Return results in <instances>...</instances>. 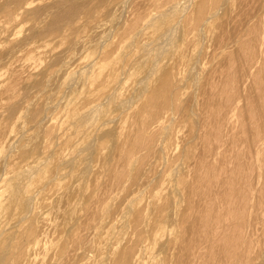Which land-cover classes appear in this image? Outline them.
<instances>
[{"label":"rangeland","instance_id":"rangeland-1","mask_svg":"<svg viewBox=\"0 0 264 264\" xmlns=\"http://www.w3.org/2000/svg\"><path fill=\"white\" fill-rule=\"evenodd\" d=\"M223 1L224 0H193V2L191 3V7H189V9H188V14L186 12V14H184L182 16V18L184 17L183 20L181 18L182 30H181L180 34L178 35L177 42H176L177 44L171 50H169L166 53V56H164L165 57L164 59L166 62L163 59L161 65L158 67V69L155 71V73L153 75H151V78L149 79V86L147 89L148 91L146 90L145 93H142V94H144V95H141L142 97L138 96L135 100L137 102L133 101L135 104L134 103H132L133 105L130 104V106L132 108L128 105L129 107H126V108H128V110H127L126 108H123L122 104H118L115 102L109 103V100L112 99L111 97L114 96L113 91L117 88L115 80L117 78L118 79L122 78V80L124 81V84H123L124 88L122 90V96H123V95L128 93V90L132 86L137 84V82L141 76H143L147 73L148 67L150 64V59L146 60V58L143 57L144 54H142L143 51H142L141 47L142 46H152V47L155 46L156 42L151 41V39H154V36H153V35H155L154 33L155 32L159 33L162 30V26H165V24L168 25L169 23H174L175 21H177L179 19V16H176V14H177L179 8L181 7L182 0H90L89 2H88V0H17V1L0 0V175H1L0 176V204H2V206L0 207V227L5 229L6 231H8L9 225L14 220H16L18 218H22V216L24 214L28 213L31 210L32 213L30 212L31 215L26 222L19 224L16 229L9 230L7 233H5L3 235V236H5V235L7 236V235H10V233H15V236L13 235L12 240L17 242V243L19 242V244L21 245V248H22V251L17 250L16 252H19L18 254L20 256H24V253H25L26 257L30 260V264L33 263V260L35 258L34 252L39 248L37 246V244L35 243V241H32L33 239L39 240L42 243H46V250L48 249V250L55 252V253H58V254H59L60 250H62L63 246H69L70 247V245H71L70 248H72V249H78L79 248V253H81V254H79L78 252L75 253V251H73L70 254L72 256H70V258H69L70 263L68 262V264H79V261H80V264H83V263L102 264V262H105V259L108 255L112 259H116L123 251H127L130 248L137 249L138 244H140V242L142 240L146 241L148 239L149 236H147V234L150 233L151 228H149V227H147L148 229L146 227L144 228L145 225H143V224L145 221H148L151 218L152 219L150 221H152L153 219H156V217L161 216L164 213L170 212L169 209L171 210V212H174L175 214L176 213L179 214V215L175 216L176 218L174 217L176 220L180 219L182 215H187L191 219H194V217L195 218H197V217L198 218H206L205 216H207V214L209 216L211 214H216L218 212L220 215H222L223 213L226 212V213H228V215L230 217L224 216V217H226V218H224L225 222L230 223V220H231V223L234 224L232 226L236 227V229L230 228L227 232L223 231L222 233L229 235L232 232L231 234L234 236V239H236L237 242H239L238 240L240 239V242L238 243L239 248L242 246V248H240V251L243 252L244 254L247 252H251L252 254H254L253 257H256V253L258 255H259V253L260 254L264 253V207H262V205L264 204V201H263L264 200V196H263L264 195L263 194L264 193L263 192L264 191V183H263L264 177L262 178V176H264V171H263L264 170L263 169L264 168V154H263L264 152L262 151V150H264V140H263L264 139V122H263V120H264V111H263L264 110V108H263V105H264V103H263L264 102V99H263L264 98V94H263L264 89H262L264 87L263 86L264 85V80H263V78H264V58L262 57V56H264V45H263L264 44V36H263L264 28H262L264 26V24H263L264 20L262 22V19H264V9H263L264 8V0H258V1L254 0L253 2L251 0H244V2H243V0H241V1L240 0H229V1L227 0L229 2L228 3L226 1L228 3L227 4L228 7L225 6L226 2L223 4ZM242 2H243V4L241 5ZM123 3H128V4H123ZM122 4L124 5L123 9L120 6ZM246 4L251 5V7H248L249 5L247 6ZM117 5L120 6V7H118V8H120L119 10L116 9ZM125 5H127V7ZM222 5L224 6V10H222L223 9ZM242 7H243V9H242ZM256 7H258V8H256ZM220 8H222V9H220ZM227 8H229V9H227ZM246 8H248V9H246ZM251 8H252V10H250ZM255 8L258 10H255ZM111 9H113V10L111 11ZM217 9L219 11L218 15L213 16V15H215L214 13L217 12ZM115 10H117V13H118V14L116 13V15H114L116 12ZM227 10H229V11H227ZM245 10H246V13H245ZM254 10L257 12H255ZM125 11H126V14H125ZM51 12L53 14H51ZM232 12H233V14H231ZM42 13H43V15H42ZM44 13H45V15L47 13L48 14L45 16ZM253 13H255L256 15H253ZM49 14H51V15H49ZM119 14L124 15V17H123V15L121 16V18L123 20L121 18H119L120 17V16H118ZM228 14H230V15H228ZM249 14H252V17ZM44 16L46 17V20H45ZM112 16H114V17H112ZM211 16H213V18H211ZM237 16H239V17H237ZM47 17H49V18H47ZM114 18L120 19V20L115 19L116 22L117 21L119 22V23L117 22L119 27L117 24L115 26L116 22H115V20H113ZM208 18H209V21H208ZM109 19H110V21H108ZM124 19L125 20L127 19L126 22L124 21ZM240 19H243V20H240ZM247 19H248L249 23L247 22ZM105 20H107L108 22H104ZM112 20H113V22H112ZM237 20L239 21V23ZM222 21H224V22H222ZM234 21L235 22L237 21V23H235ZM257 21H258V24H257ZM103 22H104L105 27H103L104 26ZM232 23H233V25H232ZM106 24H108V25L110 24V26L112 25L111 26L112 27L111 32H110L111 27L106 25ZM229 24H231V25H229ZM243 24H245V25H243ZM99 25L102 27H100ZM238 25H240V26H238ZM247 25H248V27H247ZM255 25H256V27H255ZM106 26H107V28L110 27L109 30L106 29ZM237 26H238V28H236ZM97 27H100L101 29H99ZM229 27L233 28V29L231 28V32H228L230 30ZM257 27H258V32H257ZM114 28H116V29H114ZM240 28H242V29H240ZM259 28H262V29L260 30ZM95 29H98L100 31V33L98 30H95ZM102 29H103V31H102ZM243 29L245 30V32L247 30V32L245 33ZM96 31H98V32H96ZM103 32H104V35H103ZM233 32H235V33H233ZM105 33H107V34H105ZM242 33H243L244 37L241 36ZM99 34H102L103 36L99 35ZM259 34H261V37ZM35 35H36V37H35ZM224 35H226V36H224ZM100 36H101V38H100ZM262 36H263V38H262ZM27 37H28V39L26 40ZM33 37H35V39ZM223 37H225V39ZM239 37H241V38H239ZM214 38L216 39L215 40L216 43L213 42L214 40H212ZM231 38H232V40H234L233 43H232ZM221 39H223V42H221L222 41ZM239 39L242 42L239 41ZM250 39L252 40V42ZM262 39H263V41H262ZM228 40H230V41H228ZM236 40H237V42H236ZM248 40H249V43H248ZM254 40L257 42L256 44H258L259 46L256 44L253 45ZM27 42L28 43L30 42V45H27ZM22 43H24V44H22ZM226 43H228V44L226 45ZM246 43L248 45H245ZM220 45H222V46H220ZM234 45H235V47L233 48ZM249 45L252 46L253 48L252 47L250 48ZM246 46L249 47L250 49H248ZM254 46H256V48ZM224 47H226V49H224ZM240 47H242L243 50H242V48L240 50ZM235 48L238 50L236 51ZM252 49L254 52H252ZM246 50H248V51H246ZM255 52H257V53H255ZM234 53H235V55H234ZM236 53L239 56H237ZM254 53L257 57L251 56V55H254ZM198 54H199V56H198ZM229 54H231V55L233 54L234 56L232 55V57H231V55H229ZM248 54L250 57L247 56ZM141 57H142V59H141ZM197 57H198L199 61L197 60ZM241 57H242V59H241ZM235 58H237V59L235 60ZM254 58H255V60H254ZM189 59H191V60L188 61ZM259 59H261V60H259ZM230 60H232V61H230ZM239 60H241L243 63ZM191 62L192 63L194 62L196 64L195 72L198 73L197 74L198 75L197 84L199 86L195 87V89H194V86H192L194 83H196V82H194L192 84L194 79L189 77V73H188V77H186L187 76L186 74L189 70V67L192 64ZM165 63L168 64V66ZM163 65L166 66L167 68H165ZM253 66H255V68ZM235 68H238V69H235ZM144 70H146V71H144ZM236 70H240L239 71L240 74ZM248 70L250 71V73ZM251 70H253V72ZM182 72H184V73H182ZM204 73H205V75H203ZM235 73L238 74L239 76L238 75L236 76ZM260 74H262V75H260ZM229 75L230 76L233 75V76H231L233 81ZM234 75H235V77H234ZM241 75H243V76H241ZM253 75H255V76H253ZM56 77L59 79H57ZM233 77L235 78V80ZM185 78L187 79V82L184 83ZM209 78H210V81H209ZM227 78H229L230 81H228L229 79H227ZM240 78H242L241 81H239ZM251 78H252V80H251ZM260 78H261V80H260ZM166 79H168L170 81V86L166 92V97L169 98L170 103L173 102V103H171V108L174 111L175 117H174V121H172L170 123L168 130H166V131L161 130L160 131L155 126L157 125L156 124V122L158 121L157 119H159L162 116L164 110H160L159 113H155V116L153 119L152 115H151L152 114L151 111H153L154 109L151 110V107L154 106L153 103H155V102H154L153 97L156 94V92L157 93L158 92L164 93V90H162V89H163V83ZM179 79H181V80H179ZM243 79H245V80H243ZM46 80H48L49 84L47 83ZM50 80H51V82H49ZM198 80H199V82H198ZM250 80H251V84H250ZM253 80H255V82ZM44 81H46V82H44ZM181 81H182V83H181ZM235 81L238 82V85L234 84V83H236ZM246 81H249V82L247 83ZM40 82H41V84H40ZM43 82H44V84H43ZM55 82H57V83H55ZM190 82H191V85H190ZM226 82H227V84H226ZM256 82H259V83L261 82V83H260V85H258L259 83H256ZM178 83H181V84L178 85ZM50 84H52L53 86ZM181 85H183V86H181ZM228 85L231 87H229ZM254 85L256 87H258V86H260V87L257 89ZM33 86H34V88H33ZM39 86L40 87L42 86V87L38 88ZM45 86H46V88H45ZM48 86H49V89H48ZM227 86L229 88H227ZM71 87H72L71 90H74L73 88H75L74 91L76 93L74 91L70 92V90L67 91V89L71 88ZM177 87H178V89H177ZM236 87H237V89H236ZM238 87H239V89H238ZM241 87H242V90H240ZM44 88L46 89V91ZM51 88L53 91L51 90ZM55 88H57V89H55ZM232 88H234V89H232ZM34 89H35V91H33ZM38 89H40V90H38ZM173 89L175 91H173ZM254 89H255V91H254ZM246 91H248V92H246ZM250 91L253 94H251ZM259 91H260V93L262 92L263 97L259 93ZM42 92H44V93L46 92V94H44ZM65 92L66 93L69 92L71 94L74 93V94L72 96L71 95L69 96V93H68L67 94L68 96H67L65 94ZM206 92H208V93H206ZM257 92H258V94H257ZM189 93L191 95L190 96L191 100L189 98ZM235 93H236V95H235ZM240 93H242V94H240ZM211 94H212V96H211ZM237 94H238V96H237ZM246 94L248 95V97ZM250 94H251V96H250ZM28 95H30V96H28ZM64 95H66L65 101H63ZM199 95H201V96H199ZM254 95H256V97H254ZM193 96L196 97L195 98L196 100L194 102L192 101ZM241 96L243 99L241 98ZM139 97L142 99H140ZM231 97H232V100H231ZM245 97H246V99H245ZM250 97H252V98H250ZM214 98H215V101H214ZM226 98H227V100H226ZM228 98H229V100H228ZM258 98H260L262 100H260ZM233 99H235L233 102V105L234 106H235V104L237 105L235 107L232 105ZM250 99H251V101H250ZM159 100H162V99L159 98ZM189 100L192 104L189 102ZM149 101H150V103H149ZM200 101H201V103H199ZM207 101H208V103H207ZM229 101L231 102V106L229 104L230 103ZM261 101H262V103H261ZM195 102L197 104H195ZM257 102H258V104L256 105ZM242 104H243V106L245 105L244 106L245 108L242 106ZM246 104H248L249 106ZM146 105H147V108L145 107ZM193 105H194V107H193ZM206 105H207V107H205ZM251 105H254V107L256 106L257 109H255ZM259 105H260V107H259ZM246 107L248 110L246 109ZM248 107L249 108L251 107L250 109H252L251 110L252 112L249 111ZM258 107H259V110H258ZM201 108H203V109H201ZM230 108L233 110H231ZM140 109H141L142 114L140 113ZM149 109H150V111H149ZM122 110H125V111L127 110V111L124 112ZM245 110L249 113L244 112ZM253 110L254 111L256 110L255 111L256 113L253 112ZM97 111L98 112L103 111V115L101 116L103 118V120L100 117L98 119L99 121L97 120L98 122H95V118H96V115L98 113ZM240 111H242V112H240ZM231 112H232V114H231ZM259 112H260V114H259ZM237 113L239 116L237 115ZM240 113H242V114H240ZM120 114H122V115L120 116ZM135 114H136V116H135ZM250 114H251V116H249ZM150 115H151V118L149 117ZM224 115H225V117H224ZM247 115H248V117H247ZM258 116H259V118H258ZM110 117H115V118L120 117V118H118L119 120L117 119L118 125H116L117 122L115 124H113L114 127L113 126L112 127L114 128V130L110 132V135L106 132L101 133L103 131V129H105L104 128L105 120H107ZM132 117H135L134 120L132 119ZM137 117H139V118H137ZM230 118H231V120H229ZM246 118H248V119L246 120ZM40 120H43L42 123H44V124L42 126L39 125V124H42L41 122L38 123ZM137 120H139V122H137ZM151 120H153V121L151 122ZM136 122H137V124H136ZM132 123H134V124H132ZM251 123L253 126L251 125ZM258 126H261V127L263 126L262 132H261V127H258ZM152 127L154 128V130ZM254 127H256V129ZM149 128H151V130ZM246 128L250 129L249 132L246 131L247 130ZM116 129H117V131H116ZM118 131H120V132L118 133ZM157 131L160 135L158 133H155ZM168 131H169V133H168ZM250 131L253 134H251ZM176 132H178V133H176ZM195 132H197L198 134ZM220 132H221V134H219ZM244 132H246V133H244ZM113 133H114V136H113ZM128 133L130 134V136H128L129 135ZM154 133H155V135H154ZM125 134H126V137L124 136ZM151 134L153 136L152 140H151V138H152ZM250 134H251V136H250ZM255 134H257V135H255ZM103 135H104V139L101 138V137H103ZM182 135L184 136L183 138L186 139V141L183 140ZM215 135H217V136L215 137ZM222 135H223V137H222ZM253 135H255L254 139H253ZM154 136L156 138H154ZM162 136L164 137V139ZM175 136H177V137H175ZM261 136L263 137V139ZM96 137H98L96 140H99V141H96L97 143H96L95 149L92 152L86 153V154H89L90 159L93 161L92 162L90 160L91 165H92L91 170L87 173H84V174L81 173L80 170H81L82 165H81L80 160H78V162L75 163V165L77 164L76 166L74 165V167H67L66 169L68 171L71 170L73 172V177H68V178H65L62 180L61 179L54 180L50 185H48V187H45L44 189H42V191L40 192L41 195L43 196L44 199H46V197H47L48 200L46 202L40 203L36 207L35 212L36 213L39 212L38 214H33L32 209H30L28 211V200H27L28 195L31 192H34L37 189H39L42 184L46 183V178L50 176V171H54L53 167H55L54 165L57 161L56 159L58 157V154L60 153V150L67 145H69V146L72 145V143L76 139L82 138L83 145H86V144L92 142ZM105 137H107V139ZM111 137H112V139H110ZM115 137L117 140L114 139ZM136 137L138 140L136 139ZM141 137H142V139H141ZM161 137H162V139H161ZM178 137L180 138V140L182 138L181 143L183 141L185 143L184 145H182L183 143L180 144V140ZM100 138H101V140H100ZM148 138H150V139H148ZM200 138H202L203 140L201 141ZM225 138H228L229 140L228 139L225 140ZM247 138H248V141L250 143H248V141L246 143ZM113 139L115 141H113ZM128 139H129V141H128ZM190 139H192L191 143H190V141H191ZM217 139H218V141H216ZM221 139H223V140H221ZM230 139H231V141H230ZM243 139L244 140L246 139L245 142ZM13 140H14V142H13ZM149 140H150V142H149ZM160 140H161V142H160ZM162 140H163V144H162ZM262 140H263V142H262ZM130 141H132V142H130ZM188 141H189V144H188ZM199 141H200V143H199ZM233 141H235L234 144H233ZM239 141H240V143H239ZM116 142H117V144H116ZM140 142H142V143L139 144ZM145 142H146V144L147 143H149V144L146 145V144H144ZM159 142H160V144H159ZM196 142H197V145H196ZM221 142L222 143L224 142V143L222 144ZM236 142L238 144H240L241 146L238 147V144ZM256 142H258L257 145H256ZM12 143L20 144L18 146L20 149L16 145V152L14 151V153L12 152V150H10V145ZM176 143L177 144L179 143V144L177 145ZM212 143L216 144V145H213ZM226 143H227V145H226ZM229 143H231V144L229 145ZM104 144H106V148H105ZM135 144H137V146H135ZM152 144H154V145H152ZM158 144H159V147L157 146ZM161 144H162V147L160 148ZM52 145H55L56 147L55 146L52 147ZM150 145H152V146L149 148ZM234 145L237 146L238 148L237 147L233 148ZM250 145H252V147ZM61 146H62V148H61ZM107 146H110V147H108V149H107ZM113 146L114 147L116 146L115 147L116 149ZM118 146H120V147L117 148ZM145 146L147 147V149ZM171 146L174 147V149ZM177 146H179V147H177ZM190 146L192 149L190 148ZM195 146H197V148ZM208 146H211V147L208 148ZM225 146H228V147H225ZM135 147L136 148L139 147V148L136 150ZM153 147H155V148H153ZM169 147L171 149H169ZM183 147H184V149H183ZM241 147H242V149H241ZM17 148L19 150H17ZM22 148L25 150L23 151ZM49 148H51V149H49ZM103 148H105L104 149L105 152H102ZM156 148H157V150H156ZM122 149H124V150H122ZM160 149L163 150L164 153L161 152ZM223 149L226 152H224ZM251 149L254 150V153ZM48 150H51V151L55 150L56 155L54 154V156L50 159V162H53V159L55 158L54 162L51 163L52 167L50 166V168H48L46 170L45 154H46V151H48ZM110 150H112L113 152H111ZM145 150H148V151H145ZM153 150L155 151L154 155L152 154L154 152ZM189 150H190V152H189ZM211 150H213L212 152L214 155L212 154ZM150 151H152V152H150ZM208 151H209V153H208ZM248 151L251 152L252 155ZM18 152H19V154H18ZM106 152H108V153H106ZM117 152H118V154H117ZM172 152H173V155H172ZM178 152H179V154H178ZM182 152H184V154ZM218 152H219V154H218ZM222 152H224V154ZM90 153H92L93 155L92 154L90 155ZM188 153H189V155H191V154L192 155L189 156ZM201 153H202V155L199 156V154H201ZM229 153H230V155H228ZM157 154H158V157H157ZM163 154H164V156H163ZM210 154H212V155H210ZM225 154L229 157L227 158V156ZM247 154L249 156L250 155L251 156L249 157ZM257 154H258V156H260V158L258 156L256 157ZM112 155L114 158L112 157ZM138 155H140V156L137 157ZM132 156L135 160L132 158ZM146 156L147 157L149 156L150 158L149 157L147 158ZM182 156H183V158H182ZM195 156L196 157L199 156L200 158L199 157L196 158ZM236 156H237V158H236ZM104 157H105V159H104ZM124 157H126V158H124ZM156 157H157V159H155ZM192 157H193V159H192ZM205 157H206V160L204 159ZM217 157L220 159V161ZM122 158H124V159H122ZM170 158H174V159L170 160ZM249 158H251V159H249ZM254 158H255V160H252ZM38 159H42V161L37 164L36 161ZM100 159H102V160L104 159V162L100 161ZM110 159H112V160H110ZM115 159H117V160H115ZM147 159H149V160H147ZM168 159H169V161H168ZM208 159H209V161H208ZM260 159L262 161H259ZM108 160H109V162H108ZM152 160H154L153 164H152V162H153ZM164 160H166V162ZM188 160H189V163L187 164ZM228 160L229 161L232 160V161L229 162ZM246 160H248V161H246ZM105 161H107V162H105ZM123 161H124V163H123ZM216 161H218V162H216ZM163 162H165V163L162 164ZM174 162H175V164H180L181 167L179 165H177V168H176V165H174ZM198 162H200V163H198ZM204 162H206V163H204ZM219 162L221 163V165ZM246 162L248 163V165ZM258 162H260V163H258ZM144 163H146V164L142 165ZM203 163H204V168H203V170H201L202 169L201 166L203 167ZM224 163H225V165H223ZM226 163H228L229 165ZM134 164H135V166H134ZM190 164L193 166H190ZM205 164L208 167H205L206 166ZM217 164L219 165V167ZM230 164L232 166H230ZM257 164H258V166H257ZM163 165H165V166H163ZM186 165H187V167H186ZM104 166H105V169H104ZM118 166H120V167H118ZM138 166L139 167L141 166L142 168L141 167L139 168ZM148 166L152 168V171L150 170L151 171L150 173L148 172V170L151 168H149ZM162 166L165 168L162 169L161 168ZM178 166H179V168H178ZM198 166H199V168L197 169ZM248 166L250 167V169ZM256 166L259 168L258 170H257ZM137 167H138V170H137ZM153 167H154V169H153ZM191 167H192V170H191ZM194 167H196V168L194 169ZM145 168L146 169L148 168V169L146 170ZM206 168H207V171H206ZM212 168L214 169L213 173L211 172V171H213ZM223 168H225V169L223 170ZM232 168L233 169L235 168L234 169L235 174H234V172H232V170H233ZM72 169H74V170H72ZM101 169H102V171H101ZM106 169L108 171H105ZM121 170L123 171V173ZM125 170H126V172H125ZM161 170H162V172H160ZM173 170H174V173H175V170L177 171L175 173V175L172 172ZM189 170L192 172H190ZM216 170H218L217 172L220 176L218 174H216L217 173V172H215ZM226 170H227V172H226ZM239 170H242V171L244 170V173H242V171H239ZM254 170L258 173L255 174ZM98 171H100L99 174L102 176L101 179L103 181L100 179L101 176L98 173H96ZM109 171L110 172L112 171V172L110 173ZM120 171H121V173H120ZM131 171H132V173L130 174L131 175V177H130L129 173ZM138 171H139V173H138ZM145 171H147V173H145ZM178 171H179V174H178ZM180 171H182V172H180ZM245 171L247 172V174ZM195 172H197V173H195ZM201 172H202V175H201ZM93 173L94 174L96 173V176L98 179L95 178L96 176ZM102 173L103 174L105 173V174L103 175ZM109 173L111 174V176L112 175L113 176L109 177L110 176ZM158 173H160V174H158ZM122 174L124 177L121 176ZM168 175L171 177L169 178ZM235 175H237L238 178ZM252 175H254V176L252 177ZM78 176H79V178H78ZM117 176H118V178L119 177L120 178L118 179ZM141 176H143V177H141ZM175 176H176V179L174 181ZM188 176L191 178H189ZM196 176H197V178H196ZM221 176H222V178H221ZM224 176L228 179H225ZM233 176H234V178H233ZM240 176H241L242 180L240 179ZM244 176H245V178H244ZM147 177H148V179H147ZM207 177L209 178V182L207 180L208 179ZM254 177H256V178H254ZM108 178H111V181ZM133 178H134V180H133ZM140 178L142 179L141 181H140ZM156 178H157V180H156ZM171 178H173V180H171ZM187 178H189L190 180H188ZM26 179H28V182L23 187ZM90 179H91V181H90ZM107 179H108V181H107ZM129 179H131L130 180L131 182L129 181ZM166 179H168V180H166ZM194 179H195V181H194ZM217 179H218V181H217ZM221 179H222V181H221ZM235 179H237V180H235ZM86 180H87V182H86ZM145 180H147L148 185H150L151 183L152 184L150 186H148L146 184V187H145V183L143 185V182H146ZM255 180H256V182H254ZM109 181H110V183L112 182L111 185H110ZM116 181H118V182L116 183ZM120 181L124 182V184L122 183L123 184L122 185ZM192 181H194V182L192 183ZM205 181H207V182H205ZM260 181H262V182H260ZM88 182H90V183L88 184ZM139 182L143 185V190L142 189L140 190L141 184H139ZM165 182H167V183H165ZM199 182H200V185H198ZM222 182H224L225 185ZM253 182H254V184H253ZM73 183L74 184L76 183L74 187H73ZM91 183H93L94 186ZM102 183H104V185H102ZM219 183L222 184L224 187L222 185H220ZM237 183H239V184H237ZM250 183L253 184L254 186L251 185ZM59 184L61 186L65 187L64 195L61 197L58 195H55L56 189L58 188ZM85 184H87V185L85 186ZM90 184H91V186H89ZM114 184L115 185L117 184L118 187L117 186L113 187ZM118 184L119 185L121 184V185L119 186ZM166 184H168V185H166ZM171 184H172V186H171ZM201 184L202 185L204 184V185L202 186ZM242 184H243V186H242ZM97 185H99L100 188H98L99 186L97 187ZM105 185H107V186L109 185L110 187L108 186V188H107V186H105ZM126 185H127V187H126ZM197 185H198V187H197ZM234 185H236L235 187L238 189L239 195L237 193V189L235 190ZM244 185H247V186H244ZM87 186H88V188H87ZM103 186H105V187H103ZM124 186L126 187V189ZM132 186H133V188H132ZM169 186L172 188H170ZM199 186H200V188H199ZM208 186H213V187L215 186V188L211 187L212 191L214 189L213 193L210 192L211 190ZM220 186L223 189H220ZM238 186H242V187H238ZM252 186H253V188H251ZM90 187H92V188H90ZM102 187H103V189H102ZM122 187H124V189L126 191ZM159 187H161V188H159ZM184 187H186L187 189ZM203 187H205V188L201 189ZM207 187H208V189H207ZM109 188H112V189L109 190ZM119 188H120V190H118ZM144 188H147V189L145 190ZM168 188H170V191H172L171 195L169 192H167V193L165 192V191H167ZM192 188H193V190H192ZM240 188L242 190H240ZM158 189H162V190L157 191ZM185 189L187 192L185 191ZM205 189L208 191H206ZM225 189L228 192L225 191ZM251 189H253V190L251 191ZM90 190L92 192H90ZM114 190H115V192H114ZM130 190L131 191L133 190V191L131 192ZM144 190H145V192H143ZM178 190H180V191L177 192ZM194 190L198 194L196 192H194ZM199 190L202 192V194ZM203 190H205L207 193H205V191L203 192ZM239 190H240V192H239ZM119 191H121L122 193ZM129 192H130V195L132 197L129 196ZM136 192H138V193H136ZM155 192H157V193H155ZM188 192H189V194H188ZM226 192H227V194H226ZM231 192L233 194H230ZM235 192H236V194H235ZM249 192L251 194H249ZM86 193L87 194L92 193L93 195L90 194L91 196H89V194H88L86 196ZM177 193L179 195L182 194L181 195L182 198L179 197V195H177ZM215 193H217L218 195H216ZM100 194H103V196H105V198L103 197L104 199H106L107 196H109V197L106 200H103L102 195H101V197H99ZM120 194H122L123 196ZM153 194H155V196ZM161 194H162V196H165V198L164 197L161 198L160 196H158ZM96 195H98L97 196L98 199H96L97 198ZM192 195H193V197H192ZM214 195L216 196V199H215ZM121 196H122V198H121ZM185 196H186V198H185ZM222 196H224V197H222ZM257 196L261 197V198L259 197L260 201H259V198ZM89 197L90 198L92 197V198L90 199ZM153 197L155 198V200ZM205 197H207V198H205ZM211 197L216 202L213 201V199ZM226 197H228V198L226 199ZM244 197H246V198H244ZM93 198L95 199V201L98 200V202H95L97 205L96 204L94 205V202H92V201H94ZM156 198H158V200ZM178 198H180V199H178ZM231 198H232V200H231ZM235 198H237V199H235ZM132 199H136V201L133 203L132 209H131L132 211L133 210L134 211L131 212L130 211L131 207H130L128 212H126L128 209L127 205L129 204V201ZM151 199H152V201L154 200L156 202V204H158L160 206L157 205L158 206L157 207L154 201L151 202ZM172 199H175V200L173 201ZM197 199H198V201H196ZM202 199H203V201H202ZM218 199L221 201L219 202ZM112 200H114L115 203ZM149 200H150V202H149ZM199 200H200V202H199ZM217 200H218V202H217ZM64 201H66V203ZM206 201H208V202H206ZM116 202H118L119 204ZM159 202H161V203H159ZM171 202H172L173 206H172ZM210 202L215 203L216 206L214 204L212 205V203H210ZM141 203H142V205H141ZM149 203H152L151 206ZM47 204H51L53 206L55 205L54 208H56V209H54L53 212H51V213H47L50 209L49 207H47ZM81 204H84V205H82V207H81ZM148 204L150 207L148 206ZM207 204H208V206H207ZM230 204H232V205H230ZM93 205L95 206V209H94ZM113 205H115V206H113ZM200 205H201V207H200ZM220 205H221V208L224 207L225 209L223 208V210H221ZM63 206L65 208H63ZM179 206H180V208H179ZM209 206L210 207L213 206V208H210ZM217 206H218V208H217ZM225 206H227V207H225ZM45 207H46V209H44ZM151 207H152V209H151ZM196 207H197V209H195ZM90 208L94 209V210L92 211ZM219 208H220V210H219ZM117 209L120 211L118 212ZM194 209L197 211H195ZM213 209L215 210L214 212H213ZM231 209L233 211H231ZM40 210H41V212H40ZM96 210H98V211H96ZM105 210L107 212H104ZM153 210H155V211H153ZM200 210H201V213H200ZM228 210H229V212H228ZM148 211L151 214V217H150V214H148V216L150 217L149 219L146 216V214L149 213ZM230 211H231V213H230ZM90 212L91 213L94 212V213L89 215L88 213H90ZM115 212H116V215L114 214ZM125 212H126V215H125L126 217H125V219L124 218L122 219L121 215H119V214L122 213V216L124 217ZM209 212H210V214H209ZM102 213H103V215H102ZM104 213H106V214H104ZM129 214L131 216H129ZM87 215H89V216H87ZM91 215H92V217H91ZM112 215H114L113 218H112ZM164 215H166V214H164ZM85 216H87V217H85ZM101 216H103V217L99 218ZM81 217H83V218H81ZM118 217L124 223H126L128 221L125 228L122 227V224L120 225V223L118 221ZM84 218L85 219L87 218L86 219L87 221ZM144 218L146 220H144ZM73 219L75 221H73ZM92 219L95 221L94 223H93ZM97 219H100V220H97ZM138 219H143L144 222L141 220V222L139 223V221H137ZM175 219H173L172 222L170 223L172 226L176 225V222L179 221V220L176 221ZM207 219H208V217H207ZM80 220L82 222L85 220V222L81 223ZM96 220H97V222H96ZM90 221H92V222H90ZM106 221H107V223H106ZM114 221H116L117 223ZM76 222H77V224H76ZM71 223L73 226L71 225ZM115 223L119 224V227L117 228L118 230L115 229L116 237L114 234V239L112 238L111 241L114 242L115 239H117V238H119V239L123 238L121 240V243H123V241H124V243L122 245L120 244L117 247L118 250H115L112 252V247H110L112 244L109 245L103 241L106 239L107 231ZM135 223H137L139 226L135 225ZM81 224H83V225H81ZM79 225H81L82 228L79 227ZM127 225H128V227H127ZM83 226H85V227L83 228ZM120 226H121V228H120ZM91 227L93 229L95 228L96 233H93L94 230ZM141 228H142V230H141ZM143 229H146V231L149 233H147L145 230L143 231ZM88 230L90 232L92 231V233H90ZM139 230H141V231H139ZM73 231L75 233H73ZM81 231H82V233H81ZM138 231L141 232V234H139ZM116 232H118V234ZM134 232L135 233L137 232V233L135 234ZM26 234H28V235H26ZM82 234H83V236H82ZM85 234L88 235V238L86 240L87 242H85L86 244L83 243L81 245L78 242V240L86 237L87 235L85 236ZM89 234H90V236H89ZM231 234H230V236H231ZM120 235H121V237H120ZM93 237H94V240H93ZM136 237H137V239H136ZM186 237L187 236L184 233V229H183L182 225L174 227V232H173L172 237H171L173 242H177V245H178V244L182 243L184 240H188ZM244 239H245V241H244ZM68 240L69 241L71 240V241L69 242ZM242 240H243V242H242ZM88 241H90V242L88 243ZM246 241L248 244L246 243ZM68 242L70 243V245H68ZM76 242H78V244ZM240 243H241V245H240ZM73 244H74V246H73ZM244 244L246 245V247ZM77 245H78V248H77ZM86 245H87V250H86ZM94 245H95V247H94ZM82 246H85V247H83V249H82ZM91 246H93L95 249L94 248L91 249L92 248ZM248 246H249V248H248ZM44 247L45 246L42 245V246H40V249H43ZM97 247H99V248H97ZM159 247L160 246H157L155 248V250L159 251L160 250ZM108 248H110L109 251H108ZM80 250H82V252H80ZM90 251H91V254H90ZM255 251H257V252H255ZM92 253L95 254L96 257ZM167 253H168V256H170L173 252L170 251ZM38 254H39V252H38ZM78 255H79V258H78ZM258 255H257V257H258ZM74 256H76V257H74ZM93 256H94V258H93ZM41 257H42V255L40 256V258ZM161 257L164 258L165 253L161 254ZM257 257H256V260H255V258H253V261L251 260V263L250 262H248V263L249 264H255V263L256 264H262V258L260 256L258 258ZM47 261H48V258L46 257V264H48ZM38 262H39V260H38Z\"/></svg>","mask_w":264,"mask_h":264},{"label":"bare ground","instance_id":"bare-ground-1","mask_svg":"<svg viewBox=\"0 0 264 264\" xmlns=\"http://www.w3.org/2000/svg\"><path fill=\"white\" fill-rule=\"evenodd\" d=\"M14 1H17V0H14ZM90 0H88V2H89ZM227 0H224L223 1V4L226 2ZM229 1V0H228ZM227 1V2H228ZM241 1V0H240ZM239 1V2H240ZM252 2L254 1V0H251ZM256 1V0H255ZM258 1V0H257ZM82 2V1H81ZM86 2V1H85ZM193 2V0H182V4H181V7L179 8V10H178V12H177V14H176V16H179V19L177 20V21H175L174 23H169L168 25L167 24H165V26H162V30L159 32V33H157V32H155L154 34L155 35H153L154 36V39H151V41H153V42H156V45L155 46H142L141 48H142V54H144V58H146V60L147 59H150V64H149V67H148V71H147V73L145 74V75H143V76H141L140 77V79L138 80V82H137V84L136 85H134V86H132L129 90H128V93L127 94H125V95H123L122 96V90H123V84H124V81L122 80V78H117L115 81H116V86H117V88L113 91V94H114V96H112L111 98V100H109V103L110 102H115V103H118V104H122L123 105V108H126V107H129L130 106V104H132V103H134L133 101H135L136 100V98L138 97V96H141V95H144V94H142V93H145V91L148 89V86H149V79L151 78V75H153L154 73H155V71L158 69V67L161 65V63H162V61H163V59L165 58L164 56H166V53L169 51V50H171L177 43V38H178V35L180 34V32H181V30H182V20H183V18H182V16L184 15V14H186V12H187V14H188V9H189V7H191V3ZM221 2V1H220ZM226 2V5L225 6H227V4L229 3H227ZM243 2H244V0H243ZM243 2L241 3V5L243 4ZM250 3V2H249ZM255 3V2H254ZM80 4V3H79ZM83 4V3H82ZM123 4H128V3H123ZM120 5L121 7H122V9H123V6L124 5ZM196 4V3H195ZM194 4V5H195ZM221 4V3H220ZM240 4V3H239ZM232 5V4H231ZM247 5V4H246ZM249 5V4H248ZM247 5V6H248ZM259 5V4H258ZM120 6H118L117 5V7H116V9H120V8H118V7H120ZM126 7H127V5H125ZM223 6V5H222ZM245 6V5H244ZM220 7V6H219ZM228 7V6H227ZM232 7V6H231ZM248 7H251V5H249ZM223 8V9H222ZM222 8H220V9H222V10H224V6L222 7ZM256 8H258V7H256ZM255 8V10H258V9H256ZM48 9V8H47ZM50 9V8H49ZM219 9V8H218ZM218 9H217V12L216 13H214L215 15H213V16H217L218 15V13H219V11H218ZM227 9H229V8H227ZM242 9H243V7H242ZM246 9H248V8H246ZM264 9V8H263ZM262 9V10H263ZM43 10V9H42ZM41 10V11H42ZM113 9H111V11H112ZM125 10V9H124ZM233 10V9H232ZM250 10H252V8L250 9ZM249 10V11H250ZM254 10V11H255ZM110 11V10H109ZM116 12H115V14L114 15H116V13H117V10H115ZM227 11H229V10H227ZM234 11V10H233ZM240 11V10H239ZM47 12V11H46ZM122 12V11H121ZM214 12V11H213ZM223 12V11H222ZM255 12H257V11H255ZM49 13V12H48ZM47 13V14H48ZM120 13V12H119ZM131 13V12H130ZM245 13H246V10H245ZM250 13V12H249ZM46 14V15H47ZM51 14H53L52 12H51ZM51 14H49V15H51ZM109 14V13H108ZM113 14V13H112ZM118 14V13H117ZM124 14V13H123ZM122 14V15H123ZM125 14H126V11H125ZM124 14V15H125ZM231 14H233V12L231 13ZM248 14V13H247ZM42 15H43V13H42ZM44 15H45V13H44ZM45 15V16H46ZM122 15H118V16H120L119 18H121V16ZM124 15H123V17H124ZM221 15V14H220ZM228 15H230V14H228ZM249 15H251V17H252V14H249ZM253 15H256L255 13H253ZM260 15V14H259ZM44 16V17H45ZM117 16V17H118ZM129 16V15H128ZM209 16V15H208ZM213 16H211V18H213ZM244 16V15H243ZM246 16V15H245ZM43 17V16H42ZM112 17H114V16H112ZM237 17H239V16H237ZM47 18H49V17H47ZM110 18V17H109ZM119 18H114L113 20H115V19H119ZM129 18V17H128ZM181 18H182V20H181ZM186 18V17H185ZM229 18V17H228ZM234 18V17H233ZM232 18V19H233ZM242 18V17H241ZM256 18V17H255ZM112 19V18H111ZM122 19V18H121ZM244 19V18H243ZM243 19H240V20H243ZM250 19V18H249ZM45 20H46V17H45ZM113 20H112V22H113ZM120 20V19H119ZM123 20V19H122ZM127 20V19H126ZM126 20L124 19V21L126 22ZM234 20V19H233ZM239 20V19H238ZM237 20V21H238ZM263 20L264 19H262V22H263ZM108 21H110V19L108 20ZM107 20H105L104 22H108ZM208 21H209V18H208ZM225 21V20H224ZM224 21H222V22H224ZM231 21V20H230ZM237 21L235 22V23H237ZM104 22H103V25H104ZM115 22H116V20H115ZM118 22V21H117ZM115 23V26H116V24L118 25V23ZM172 22V21H171ZM188 22V21H187ZM192 22V21H191ZM247 22H248V19H247ZM246 22V23H247ZM61 23V22H60ZM110 23V22H109ZM207 23V22H206ZM231 23V22H230ZM238 23H239V21H238ZM245 23V24H246ZM249 23V22H248ZM247 23V24H248ZM112 24V23H111ZM190 24V23H189ZM202 24V23H201ZM200 24V25H201ZM226 24V23H225ZM245 24H243V25H245ZM257 24H258V21H257ZM263 24H264V22H263ZM102 25V24H101ZM106 25H108V24H106ZM114 25V24H113ZM207 25V24H206ZM229 25H231V24H229ZM232 25H233V23H232ZM249 25V24H248ZM248 25H247V27H248ZM100 26V25H99ZM108 26H110V24L108 25ZM112 26V25H111ZM110 26V27H111ZM238 26H240V25H238ZM238 26L236 27V28H238ZM242 26V25H241ZM258 26V25H257ZM263 26V25H262ZM60 27V26H59ZM100 27H102V26H100ZM100 27H97V28H99V29H101ZM103 27H105V25L103 26ZM109 27V28H110ZM118 27H119V25H118ZM117 27V28H118ZM205 27V26H204ZM233 27V26H232ZM232 27H229L230 28V30L228 31V32H231V28ZM244 27V26H243ZM242 27V28H243ZM255 27H256V25H255ZM261 27V26H260ZM109 28H107V26H106V29H108L109 30ZM189 28V27H188ZM187 28V29H188ZM227 28V27H226ZM225 28V29H226ZM242 28H240V29H242ZM262 28H264V26L262 27ZM262 28H259L260 30L262 29ZM52 29V28H51ZM57 29V28H56ZM104 29V28H103ZM103 29H102V31H103ZM114 29H116V28H114ZM113 29V30H114ZM233 29V28H232ZM47 30V29H46ZM95 30H98V29H95ZM107 30V31H108ZM111 30H112V27H111V29H110V32H111ZM120 30V29H119ZM160 30V29H159ZM236 30V29H235ZM244 30V29H243ZM53 31V30H52ZM99 31V30H98ZM98 31H96V32H98ZM105 31V30H104ZM106 31V32H107ZM241 31V30H240ZM37 32V31H36ZM55 32V31H54ZM95 32V31H94ZM114 32V31H113ZM244 32H245V30H244ZM246 32H247V30H246ZM245 32V33H246ZM257 32H258V27H257ZM261 32V31H260ZM99 33H100V31H99ZM108 33V32H107ZM107 33H105V34H107ZM157 33V34H156ZM233 33H235V32H233ZM262 33V32H261ZM231 34V33H230ZM250 34V33H249ZM37 35V34H36ZM36 35H35V37H36ZM99 35H102V34H99ZM103 35H104V32H103ZM102 35V36H103ZM252 35V34H251ZM256 35V34H255ZM260 35V37H261V34H259ZM224 36H226V35H224ZM242 37H244V35H243V33H242V35H241ZM250 36V35H249ZM263 36H264V34H263ZM263 36H262V38H263ZM35 37H33L34 39H35ZM248 37V36H247ZM100 38H101V36H100ZM104 38V37H103ZM102 38V39H103ZM224 39H225V37H223ZM233 38V37H232ZM232 38H231V40H232ZM239 38H241V37H239ZM255 38V37H254ZM257 38V37H256ZM28 39V37L26 38V40ZM31 39V38H30ZM33 39V40H34ZM180 39V38H179ZM211 39V38H210ZM253 39V38H252ZM258 39V38H257ZM32 40V41H33ZM212 40H214L213 42H215V38L214 39H212ZM222 41L221 42H223V39H221ZM246 40V39H245ZM251 40V39H250ZM31 41V42H32ZM226 41V40H225ZM228 41H230V40H228ZM233 41L234 40H232V43H233ZM239 41H241L240 39H239ZM258 41V40H257ZM262 41H263V39H262ZM25 42V41H24ZM227 42V41H226ZM236 42H237V40H236ZM242 42V41H241ZM251 42H252V40H251ZM216 43V42H215ZM248 43H249V40H248ZM257 42L254 40V43H253V45L254 44H256ZM22 44H24V43H22ZM213 44V43H212ZM222 44V43H221ZM224 44V43H223ZM228 43H226V45H227ZM243 44V43H242ZM261 44V43H260ZM27 45H30V42L28 43L27 42ZM230 45V44H229ZM244 45V44H243ZM245 45H248L247 43L245 44ZM256 45H258V44H256ZM264 45V44H263ZM220 46H222V45H220ZM231 46V45H230ZM250 46V45H249ZM259 46V45H258ZM235 47V45L233 46V48ZM244 47V46H243ZM247 47V46H246ZM252 46H250V48H251ZM255 48H256V46H254ZM241 48L242 47H240V50H241ZM248 49H250L249 47H247ZM253 48V47H252ZM223 49V48H222ZM224 49H226V47H224ZM246 49V48H245ZM235 50L237 51L238 49H236L235 48ZM234 50V51H235ZM242 50H243V48H242ZM198 51V50H197ZM196 51V52H197ZM246 51H248V50H246ZM262 51V50H261ZM199 52V51H198ZM239 52V51H238ZM243 52V51H242ZM245 52V51H244ZM252 52H254L253 51V49H252ZM260 52V51H259ZM241 53V52H240ZM251 53V52H250ZM249 53V54H250ZM255 53H257V52H255ZM255 53H254V55H251V56H256L255 55ZM261 53V52H260ZM195 54V53H194ZM201 54V53H200ZM237 54V53H236ZM246 54V53H245ZM249 54L247 55V56H249ZM229 55H231V54H229ZM233 55V54H232ZM232 55H231V57H232ZM234 55H235V53H234ZM233 55V56H234ZM142 56V55H141ZM192 56V55H191ZM196 56V55H195ZM198 56H199V54H198ZM237 56H239L238 54H237ZM188 57V56H187ZM186 57V58H187ZM194 57V56H193ZM236 57V56H235ZM250 57V56H249ZM257 57V56H256ZM263 58H264V56H262ZM261 57V58H262ZM185 58V59H186ZM240 58V57H239ZM141 59H142V57H141ZM237 58H235V60H236ZM241 59H242V57H241ZM245 59V58H244ZM257 59V58H256ZM191 59H189L188 61H190ZM194 60V59H193ZM197 60L199 61V59H198V57H197ZM234 60V61H235ZM249 60V59H248ZM247 60V61H248ZM254 60H255V58H254ZM259 60H261V59H259ZM258 60V61H259ZM164 61H165V59H164ZM196 61V60H195ZM197 61V62H198ZM230 61H232V60H230ZM239 61H241V60H239ZM251 61V60H250ZM257 61V60H256ZM166 62V61H165ZM196 62V63H197ZM226 62V61H225ZM242 62V61H241ZM249 62V61H248ZM247 62V63H248ZM192 63V62H191ZM194 63V62H193ZM191 64V66L189 67V70H188V72H187V76L186 77H188V73H189V77H191V78H193L192 80H193V82H192V84L194 83V82H196V83H194L192 86H194V89H195V87H197V86H199L198 84H197V78H198V73H196L195 72V68H196V64L194 63V64ZM243 63V62H242ZM246 63V62H245ZM250 63V62H249ZM255 63V62H254ZM253 63V64H254ZM166 64V63H165ZM235 64V63H234ZM237 64V63H236ZM256 64V63H255ZM254 64V65H255ZM259 64V63H258ZM144 65V64H143ZM167 66H168V64H166ZM242 65V64H241ZM244 65V64H243ZM249 65V64H248ZM252 65V64H251ZM164 66V65H163ZM237 66V65H236ZM256 66V65H255ZM255 66H253L254 68H255ZM162 67V66H161ZM165 68H167L166 66H164ZM244 67V66H243ZM251 67V66H250ZM186 68V67H185ZM235 69H238V68H235ZM240 69V68H239ZM249 69V68H248ZM251 69V68H250ZM162 70V69H161ZM186 70V69H185ZM259 70V69H258ZM144 71H146V70H144ZM160 71V70H159ZM236 71H240V70H236ZM246 71V70H245ZM249 71V70H248ZM252 72H253V70H251ZM260 71V70H259ZM262 71V70H261ZM204 72V71H203ZM208 72V71H207ZM258 72V71H257ZM256 72V73H257ZM263 72V71H262ZM261 72V73H262ZM182 73H184V72H182ZM249 73H250V71H249ZM208 74V73H207ZM206 74V75H207ZM217 74V73H216ZM215 74V75H216ZM239 74H240V72H239ZM254 74V73H253ZM263 74V73H262ZM262 74H260V75H262ZM60 75V74H59ZM182 75V74H181ZM180 75V76H181ZM200 75V74H199ZM203 75H205V73L203 74ZM235 75L237 76L238 74H236L235 73ZM235 75H234V77H235ZM250 75V74H249ZM57 76V75H56ZM230 76V75H229ZM231 76H233V75H231ZM230 76V78L232 79V77ZM239 76V75H238ZM241 76H243V75H241ZM240 76V77H241ZM246 76V75H245ZM244 76V77H245ZM253 76H255V75H253ZM60 77V76H59ZM203 77V76H202ZM233 77V78H234ZM250 77V76H249ZM46 78V77H45ZM57 78V77H56ZM182 78V77H181ZM184 78V77H183ZM200 78V77H199ZM212 78V77H211ZM246 78V77H245ZM248 78V77H247ZM253 78V77H252ZM252 78H251V80H252ZM258 78V77H257ZM256 78V79H257ZM42 79V78H41ZM40 79V80H41ZM57 79H59V78H57ZM189 79V78H188ZM220 79V78H219ZM218 79V80H219ZM227 79H229V78H227ZM241 79L242 78H240V80L239 81H241ZM179 80H181V79H179ZM202 80V79H201ZM215 80V79H214ZM234 80H235V78H234ZM237 80V79H236ZM243 80H245V79H243ZM251 80H250V84H251ZM259 80V79H258ZM260 80H261V78H260ZM263 80H264V78H263ZM47 81V83H48V80H46ZM46 81H44V82H46ZM55 81V80H54ZM209 81H210V78H209ZM227 81V80H226ZM228 81H230V79L228 80ZM232 81H233V79H232ZM238 81V80H237ZM254 82H255V80H253ZM44 82H43V84H44ZM49 82H51V80L49 81ZM58 82V81H57ZM57 82H55V83H57ZM185 82H187V79L185 78V81H184V83ZM191 82H190V85H191ZM198 82H199V80H198ZM236 82V81H235ZM247 83L249 82V81H246ZM59 83V82H58ZM181 83H182V81H181ZM181 83H178V85H180ZM213 83V82H212ZM241 83V82H240ZM246 83V84H247ZM256 83H259V82H256ZM261 83V82H260ZM260 83L258 84V85H260ZM40 84H41V82H40ZM39 84V85H40ZM49 84V83H48ZM155 84V83H154ZM226 84H227V82H226ZM234 84H237L238 85V82H236V83H234ZM233 84V85H234ZM50 85H52V84H50ZM212 85V84H211ZM242 85V84H241ZM249 85V84H248ZM247 85V86H248ZM256 85V84H255ZM254 85V86H255ZM35 86V85H34ZM34 86H33V88H34ZM43 86V85H42ZM41 86V87H42ZM53 86V85H52ZM51 86V87H52ZM169 86H170V81L168 80V79H166L165 81H164V83H163V89L162 90H164V93L162 92H156V94L154 95V102L155 103H153V105L154 106H152L151 107V110H153V111H151V115H152V118L154 119V116H155V113H159V111L160 110H164V112H163V114H162V116L159 118V119H157L158 121L156 122V128H158L160 131L162 130V131H166V130H168V128H169V125H170V123L172 122V121H174V117H175V115H174V111H173V109L171 108V103H173V102H171L170 103V100H169V98H167L166 97V92H167V90H168V88H169ZM181 86H183V85H181ZM180 86V87H181ZM205 86V85H204ZM209 86V85H208ZM229 86V85H228ZM227 86V88H229V87H231V86H229L228 87ZM264 86V85H263ZM40 86L38 87V88H41ZM59 87V86H58ZM191 87V86H190ZM244 87V86H243ZM251 87V86H250ZM256 87V86H255ZM260 86H258V87H256L257 89L259 88ZM32 88V89H33ZM45 88H46V86H45ZM44 88V89H45ZM208 88V87H207ZM211 88V87H210ZM248 88V87H247ZM246 88V89H247ZM252 88V87H251ZM262 88V87H261ZM29 89V88H28ZM27 89V90H28ZM31 89V90H32ZM48 89H49V86H48ZM54 89V88H53ZM55 89H57V88H55ZM72 89V87L71 88H68L67 89V91H69L70 90V92H72V91H74L75 90V88H73L74 90H71ZM177 89H178V87H177ZM193 89V90H194ZM199 89V88H198ZM232 89H234V88H232ZM231 89V90H232ZM236 89H237V87H236ZM238 89H239V87H238ZM262 89H264V87L262 88ZM38 90H40V89H38ZM37 90V91H38ZM51 90H52V88H51ZM191 90V89H190ZM209 90V89H208ZM214 90V89H213ZM230 90V91H231ZM240 90H242V87H241V89ZM250 90V89H249ZM253 90V89H252ZM26 91V90H25ZM33 91H35V89L33 90ZM36 91V92H37ZM44 91V90H43ZM45 91H46V89H45ZM49 91V90H48ZM53 91V90H52ZM57 91V90H56ZM148 91V90H147ZM173 91H175L174 89H173ZM197 91V90H196ZM229 91V90H228ZM235 91V90H234ZM254 91H255V89H254ZM50 92V91H49ZM55 92V91H54ZM75 92V91H74ZM172 92V91H171ZM232 92V91H231ZM246 92H248V91H246ZM42 93H44V92H42ZM41 93V94H42ZM53 93V92H52ZM69 93V92H68ZM68 93H66L65 92V94L67 95ZM76 93V92H75ZM148 93V92H147ZM196 93V92H195ZM206 93H208V92H206ZM230 93V92H229ZM237 93V92H236ZM236 93H235V95H236ZM250 93H251V91H250ZM259 93H260V91H259ZM27 94V93H26ZM44 94H46V92L44 93ZM74 94V93H73ZM73 94H71V93H69V96L71 95H73ZM192 94V93H191ZM201 94V93H200ZM231 94V93H230ZM240 94H242V93H240ZM251 94H253V93H251ZM251 94H250V96H251ZM257 94H258V92H257ZM261 95H262V92L260 93ZM264 94V93H263ZM66 95H64V97H63V101H65V99H66ZM227 95V94H226ZM225 95V96H226ZM233 95V94H232ZM247 95V94H246ZM28 96H30V95H28ZM68 96V95H67ZM172 96V95H171ZM190 93H189V98H190ZM199 96H201V95H199ZM209 96V95H208ZM211 96H212V94H211ZM215 96V95H214ZM213 96V97H214ZM229 96V95H228ZM237 96H238V94H237ZM142 97V96H141ZM235 97V96H234ZM247 97H248V95H247ZM254 97H256V95H254ZM262 97H263V95H262ZM68 98V97H67ZM140 98V97H139ZM159 98L160 99H162V100H159ZM188 98V99H189ZM194 98V99H193ZM193 98H192V101L194 102L196 99V97H194L193 96ZM216 98V97H215ZM215 98H214V101H215ZM236 98V97H235ZM241 98H242V96H241ZM250 98H252V97H250ZM140 99H142V98H140ZM145 99V98H144ZM172 99V98H171ZM187 99V100H188ZM205 99V98H204ZM209 99V98H208ZM243 99V98H242ZM245 99H246V97H245ZM244 99V100H245ZM254 99V98H253ZM258 99H260V98H258ZM264 99V98H263ZM139 100V99H138ZM190 100H191V98H190ZM190 100H189V102H190ZM201 100V99H200ZM210 100V99H209ZM226 100H227V98H226ZM228 100H229V98H228ZM231 100H232V97H231ZM234 100L235 99H233V101H232V105H233V102H234ZM240 100V99H239ZM238 100V101H239ZM260 100H262V99H260ZM151 101V100H150ZM150 101H149V103H150ZM202 101V100H201ZM201 101L199 102V103H201ZM206 101V100H205ZM204 101V102H205ZM237 101V102H238ZM242 101V100H241ZM247 101V100H246ZM250 101H251V99H250ZM249 101V102H250ZM135 102H137V101H135ZM230 102V101H229ZM228 102V103H229ZM236 102V101H235ZM243 102V101H242ZM241 102V103H242ZM259 102V101H258ZM258 102L256 103V105L258 104ZM191 103V102H190ZM207 103H208V101H207ZM212 103V102H211ZM227 103V102H226ZM225 103V104H226ZM244 103V102H243ZM251 103V102H250ZM255 103V102H254ZM260 103V102H259ZM261 103H262V101H261ZM264 103V102H263ZM135 104V103H134ZM192 104V103H191ZM195 104H197L196 102H195ZM204 104V103H203ZM213 104V103H212ZM230 104V106H231V102L229 103ZM111 105V104H110ZM129 105V106H128ZM133 105V104H132ZM246 105H248V104H246ZM197 106V105H196ZM203 106V105H202ZM211 106V105H210ZM226 106V105H225ZM229 106V107H230ZM234 106V105H233ZM235 106H237L236 104H235ZM234 106V107H235ZM242 106H243V104H242ZM245 106V105H244ZM243 106V107H244ZM249 106V105H248ZM251 106H253L254 107V105H251ZM131 107V106H130ZM146 108H147V105L145 106ZM193 107H194V105H193ZM198 107V106H197ZM205 107H207V105L205 106ZM233 107V108H234ZM241 107V106H240ZM259 107H260V105H259ZM259 107H258V110H259ZM106 108V107H105ZM132 108V107H131ZM209 108V107H208ZM245 108V107H244ZM249 108V107H248ZM251 108V107H250ZM249 108V111H251L252 109H250ZM255 109H257L256 108V106L254 107ZM263 108H264V105H263ZM127 110H128V108H126ZM130 109V108H129ZM201 109H203V108H201ZM231 109V108H230ZM235 109V108H234ZM246 109H247V107H246ZM103 110V109H102ZM126 110V111H127ZM231 110H233V109H231ZM248 110V109H247ZM122 111H124V112H126L125 110H122ZM149 111H150V109H149ZM230 111V110H229ZM256 111V110H255ZM254 110H253V112H255ZM264 111V110H263ZM98 112V111H97ZM136 112V111H135ZM233 112V111H232ZM232 112H231V114H232ZM239 112V111H238ZM240 112H242V111H240ZM244 112H247L246 110L244 111ZM252 112V111H251ZM140 113L142 114V112H141V109H140ZM247 113H249V112H247ZM256 113V112H255ZM124 114V113H123ZM134 114V113H133ZM137 114V113H136ZM136 114H135V116H136ZM139 114V113H138ZM147 114V113H146ZM240 114H242V113H240ZM258 114V113H257ZM259 114H260V112H259ZM263 114V113H262ZM261 114V115H262ZM103 115V111L101 112V111H99L98 113H97V115H96V118H95V122H98L99 120V118L101 117ZM122 114H120V116H121ZM148 115V114H147ZM151 115L149 116L150 118H151ZM237 115H238V113H237ZM239 116V115H238ZM249 116H251V114L249 115ZM131 117V116H130ZM224 117H225V115H224ZM247 117H248V115H247ZM257 117V116H256ZM263 117V116H262ZM118 118H120V117H118ZM118 118H115V117H110V118H108L107 120H105V122H104V128L105 129H103V131L101 132V133H103V132H106V133H108L109 135H110V132L111 131H113L114 130V125L113 124H115L116 122H117V124L116 125H118ZM134 118L135 117H132V119L134 120ZM137 118H139V117H137ZM148 118V117H147ZM227 118V117H226ZM258 118H259V116H258ZM257 118V119H258ZM101 119L103 120V118L101 117ZM118 119V120H117ZM128 119V118H127ZM142 119V118H141ZM146 119V118H145ZM149 119V118H148ZM233 119V118H232ZM248 118H246V120H247ZM98 120V121H97ZM226 120V119H225ZM229 120H231V118L229 119ZM101 121V120H100ZM153 120H151V122H152ZM42 123L43 122V120H40L38 123ZM137 122H139V120H137ZM137 122H136V124H137ZM263 122H264V120H263ZM135 123V122H134ZM134 123H132V124H134ZM44 123H42V124H39L40 126H42ZM97 124V123H96ZM145 124V123H144ZM147 124V123H146ZM151 124V123H150ZM250 124V123H249ZM37 125V124H36ZM38 125V126H39ZM251 125H252V123H251ZM255 125V124H254ZM39 126V127H40ZM113 126V127H112ZM123 126V125H122ZM149 126V125H148ZM152 126V125H151ZM249 126V125H248ZM253 126V125H252ZM116 127V126H115ZM132 127V126H131ZM258 127H261V126H258ZM263 127V126H262ZM262 127H261V132H262ZM41 128V127H40ZM113 128V129H112ZM153 128V127H152ZM248 128V127H247ZM246 128V129H247ZM255 129H256V127H254ZM112 129V130H111ZM135 129V128H134ZM137 129V128H136ZM139 129V128H138ZM150 130H151V128H149ZM157 129V130H158ZM260 129V128H259ZM153 130H154V128H153ZM199 130V129H198ZM243 130V129H242ZM241 130V131H242ZM249 130L250 129H247L246 131H248L249 132ZM116 131H117V129H116ZM131 131V130H130ZM129 131V132H130ZM138 131V130H137ZM230 131V130H229ZM120 131H118V133H119ZM152 132V131H151ZM202 132V131H201ZM155 133H158V131L157 132H155ZM155 133H154V135H155ZM163 133V132H162ZM168 133H169V131H168ZM176 133H178V132H176ZM195 133H197V132H195ZM203 133V132H202ZM223 133V132H222ZM228 133V132H227ZM242 133V132H241ZM244 133H246V132H244ZM250 133H251V131H250ZM260 133V132H259ZM258 133V134H259ZM122 134V133H121ZM129 134V133H128ZM159 134V133H158ZM167 134V133H166ZM198 134V133H197ZM201 134V133H200ZM217 134V133H216ZM219 134H221V132L219 133ZM248 134V133H247ZM251 134H253V133H251ZM251 134H250V136H251ZM59 135V134H58ZM57 135V136H58ZM107 135V134H106ZM117 135V134H116ZM115 135V136H116ZM120 135V134H119ZM157 135V134H156ZM160 135V134H159ZM162 135V134H161ZM196 135V134H195ZM235 135V134H234ZM243 135V134H242ZM245 135V134H244ZM249 135V134H248ZM255 135H257V134H255ZM255 135H253V139H254V136ZM263 135V134H262ZM56 136V137H57ZM113 136H114V133H113ZM125 137H126V134L124 135ZM128 136H130V134L128 135ZM194 136V135H193ZM217 135H215V137H216ZM232 136V135H231ZM230 136V137H231ZM241 136V135H240ZM99 137V136H98ZM98 137H96L92 142H90V143H88V144H86V145H83V143H82V138L81 139H76L73 143H72V145H67V146H65V147H63L62 148V146H61V150H60V153L58 154L57 152V154H58V157H57V161H56V163H55V167H53L54 168V171H50V176L49 177H47L46 178V183H44V184H42L41 185V187L39 188V189H37L36 191H34V192H31L29 195H28V197H27V200H28V211L30 210V209H32V211H33V214H38V213H36L35 212V209H36V207L40 204V203H42V202H46L47 200H48V198L46 197V199H44L43 198V196L41 195V191H42V189H44L45 187H48V185H50L54 180H59V179H65V178H68V177H73V172L70 170V171H68L66 168L67 167H74V165H75V163L76 162H78V160H80L81 161V165H82V167H81V173H87V172H89L90 170H91V168H92V165H91V159H90V156H89V154H86V153H88V152H92L94 149H95V146H96V141H99V140H96ZM117 137V136H116ZM116 137L114 138V139H116ZM132 137V136H131ZM138 137V136H137ZM137 137H136V139H137ZM151 140L153 139V136H152V134H151ZM158 137V136H157ZM160 137V136H159ZM163 137V136H162ZM162 137H161V139H162ZM166 137V136H165ZM175 137H177V136H175ZM184 136L182 135V138H183ZM195 137V136H194ZM193 137V138H194ZM202 137V136H201ZM214 137V138H215ZM222 137H223V135H222ZM227 137V136H226ZM229 137V138H230ZM258 137V136H257ZM262 137V136H261ZM58 138V137H57ZM61 138V137H60ZM101 138H103L104 139V135H103V137H101ZM101 138H100V140H101ZM106 139H107V137H105ZM139 138V137H138ZM154 138H156L155 136H154ZM167 138V137H166ZM179 138V137H178ZM177 138V139H178ZM182 138H181V140H182ZM192 138V139H193ZM240 138V137H239ZM238 138V139H239ZM243 138V137H242ZM241 138V139H242ZM260 138V137H259ZM56 139V138H55ZM102 139V140H103ZM110 139H112V137L110 138ZM113 139V141H115ZM132 139V138H131ZM141 139H142V137H141ZM148 139H150V138H148ZM163 139H164V137H163ZM192 139H190L191 141H190V143L192 142ZM201 139V141L203 140L202 138H200ZM226 139H228V138H225V140ZM233 139V138H232ZM237 139V138H236ZM240 139V140H241ZM257 139V138H256ZM262 139H263V137H262ZM61 140V139H60ZM59 140V141H60ZM117 140V139H116ZM138 140V139H137ZM179 140H180V138H179ZM181 140H180V144H182V145H184L185 143L182 141V143H181ZM183 140H185L186 141V139H184L183 138ZM220 140V139H219ZM221 140H223V139H221ZM229 140V139H228ZM244 140V139H243ZM246 140V139H245ZM245 140H244V142H245ZM258 140V139H257ZM260 140V139H259ZM264 140V139H263ZM263 140H262V142H263ZM110 141V140H109ZM128 141H129V139H128ZM133 141V140H132ZM132 141H130V142H132ZM140 141V140H139ZM142 141V140H141ZM154 141V140H153ZM194 141V140H193ZM216 141H218V139L216 140ZM230 141H231V139H230ZM247 141H248V138H247V140H246V143H247ZM254 141V140H253ZM261 141V140H260ZM13 142H14V140H13ZM56 142V141H55ZM106 142V141H105ZM125 142V141H124ZM147 142V141H146ZM146 142L144 143V144H146ZM149 142H150V140H149ZM155 142V141H154ZM157 142V141H156ZM160 142H161V140H160ZM160 142H159V144H160ZM234 142L235 141H233V144H234ZM243 142V141H242ZM261 142V143H262ZM108 143V142H107ZM138 143V142H137ZM142 142H140L139 144H141ZM199 143H200V141H199ZM222 143V142H221ZM224 143V142H223ZM222 143V144H223ZM232 143V142H231ZM231 143H229V145L231 144ZM237 143V142H236ZM239 143H240V141H239ZM248 143H250L249 141H248ZM254 143V142H253ZM257 143L258 142H256V145H257ZM260 143V144H261ZM115 144V143H114ZM113 144V145H114ZM116 144H117V142H116ZM124 144V143H123ZM122 144V145H123ZM128 144V143H127ZM147 144H149V143H147ZM146 144V145H147ZM155 144V143H154ZM154 144H152V145H154ZM159 144L157 145L158 147H159ZM162 144H163V140H162ZM162 144L160 145V148L162 147ZM177 144V143H176ZM179 144V143H178ZM177 144V145H178ZM188 144H189V141H188ZM202 144V143H201ZM213 144V143H212ZM232 144V145H233ZM238 144V143H237ZM263 144V143H262ZM16 145H17V147L20 145V144H16V143H12L11 145H10V150H12V152L14 153V151L16 152ZM105 145V148H106V144H104ZM111 145V144H110ZM120 145V144H119ZM152 145H150L149 146V148L152 146ZM187 145V144H186ZM196 145H197V142H196ZM213 145H216V144H213ZM218 145V144H217ZM226 145H227V143H226ZM228 145V146H229ZM255 145V144H254ZM255 145V146H256ZM53 146H55V145H52V147ZM59 146V145H58ZM126 146V145H125ZM135 146H137V144H135ZM181 146V145H180ZM192 146V145H191ZM191 146H190V148H191ZM199 146V145H198ZM202 146V145H201ZM228 146H225V147H228ZM239 146H241L240 144H238V147ZM247 146V145H246ZM251 147H252V145H250ZM260 146V145H259ZM51 147V148H52ZM56 147V146H55ZM104 147V146H103ZM108 147H110V146H107V149H108ZM114 147V146H113ZM116 147V146H115ZM114 147V148H115ZM120 146H118L117 148H119ZM124 147V146H123ZM129 147V146H128ZM134 147V146H133ZM142 147V146H141ZM144 147V146H143ZM146 147V146H145ZM156 147V146H155ZM155 147H153V148H155ZM172 147V146H171ZM177 147H179V146H177ZM196 148H197V146H195ZM209 147H211V146H208V148ZM213 147V146H212ZM219 147V146H218ZM224 147V148H225ZM232 147V146H231ZM235 147H237V146H235L234 145V147L233 148H235ZM237 147V148H238ZM249 147V146H248ZM254 147V146H253ZM19 148V147H18ZM17 148V150H19ZM51 148H49V149H51ZM59 148V147H58ZM105 148H103V151L102 152H105L104 151V149ZM112 148V147H111ZM113 148V149H114ZM136 148V147H135ZM134 148V149H135ZM139 147H137L136 148V150L138 149ZM173 149H174V147H172ZM23 149V148H22ZM116 149V148H115ZM146 149H147V147H146ZM169 149H171L170 147H169ZM177 149V148H176ZM175 149V150H176ZM180 149V148H179ZM183 149H184V147H183ZM192 149V148H191ZM195 149V148H194ZM232 149V148H231ZM241 149H242V147H241ZM25 149H23V151H24ZM56 150V149H55ZM55 150L54 151H51V150H48V151H46V154H45V157H46V170L48 169V168H50V166H51V163H53L54 162V159H53V162H50V159L54 156V154H55ZM101 150V149H100ZM119 150V149H118ZM122 150H124V149H122ZM132 150V149H131ZM144 150V149H143ZM152 150V149H151ZM156 150H157V148H156ZM161 150V149H160ZM226 150V149H225ZM228 150V149H227ZM252 150V149H251ZM28 151V150H27ZM96 151V150H95ZM109 151V150H108ZM111 152H113L112 150H110ZM145 151H148V150H145ZM154 151V150H153ZM173 151V150H172ZM179 151V150H178ZM183 151V150H182ZM213 150H211V152H212ZM218 151V150H217ZM223 151H224V149H223ZM245 151V150H244ZM247 151V150H246ZM253 151V153H254V150H252ZM263 152H264V150H262ZM261 151V152H262ZM129 152V151H128ZM137 152V151H136ZM150 152H152V151H150ZM149 152V153H150ZM161 152H163V150H161ZM189 152H190V150H189ZM220 152V151H219ZM219 152H218V154H219ZM224 152H226V151H224ZM224 152H222L223 154H224ZM249 152V151H248ZM260 152V153H261ZM106 153H108V152H106ZM122 153V152H121ZM135 153V152H134ZM158 153V152H157ZM164 153V152H163ZM183 154H184V152H182ZM192 153V152H191ZM206 153V152H205ZM208 153H209V151H208ZM221 153V154H222ZM251 155H252V153L251 152H249ZM258 153V152H257ZM18 154H19V152H18ZM23 154V153H22ZM92 153H90V155H91ZM113 154V153H112ZM117 154H118V152H117ZM116 154V155H117ZM132 154V153H131ZM142 154V153H141ZM140 154V155H141ZM148 154V153H147ZM151 154V153H150ZM149 154V155H150ZM153 155L155 154V151L152 153ZM151 154V155H152ZM178 154H179V152H178ZM182 154V155H183ZM212 154H213V152H212ZM212 154H210V155H212ZM264 154V153H263ZM262 154V155H263ZM56 155V154H55ZM93 155V154H92ZM104 155V154H103ZM102 155V156H103ZM111 155V154H110ZM109 155V156H110ZM115 155V156H116ZM140 155H138L137 157H139ZM150 155V156H151ZM172 155H173V152H172ZM171 155V156H172ZM175 155V154H174ZM188 155H189V153H188ZM192 155V154H191ZM191 155H189V156H191ZM195 155V154H194ZM197 155V154H196ZM200 155H202V153L201 154H199V156ZM214 155V154H213ZM216 155V154H215ZM226 155V154H225ZM228 155H230V153L228 154ZM244 155V154H243ZM248 155V154H247ZM250 155V156H251ZM105 156V155H104ZM124 156V155H123ZM134 156V155H133ZM133 156H132V158H133ZM163 156H164V154H163ZM199 156H195L196 158H198ZM209 156V155H208ZM220 156V155H219ZM218 156V157H219ZM222 156V155H221ZM227 156V155H226ZM249 156V155H248ZM249 156V157H250ZM258 156V154L256 155V157ZM107 157V156H106ZM112 157H113V155H112ZM143 157V156H142ZM147 157V156H146ZM149 157V156H148ZM147 157V158H148ZM157 157H158V154H157ZM157 157L155 158V159H157ZM187 157V156H186ZM210 157V156H209ZM213 157V156H212ZM211 157V158H212ZM216 157V156H215ZM214 157V158H215ZM217 157V158H218ZM224 157V156H223ZM222 157V158H223ZM229 156H227V158H228ZM247 157V156H246ZM259 158H260V156H258ZM109 158V157H108ZM111 158V157H110ZM114 158V157H113ZM124 158H126V157H124ZM124 158H122V159H124ZM145 158V157H144ZM150 158V157H149ZM164 158V157H163ZM175 158V157H174ZM174 158H170V160L171 159H174ZM182 158H183V156H182ZM200 158V157H199ZM216 158V159H217ZM226 158V159H227ZM236 158H237V156H236ZM248 158V157H247ZM93 159V158H92ZM104 159H105V157H104ZM104 159L102 160V159H100V161H103L104 162ZM134 159V158H133ZM154 159V160H155ZM161 159V158H160ZM165 159V158H164ZM187 159V158H186ZM192 159H193V157H192ZM202 159V158H201ZM205 160H206V157L204 158ZM219 159V158H218ZM243 159V158H242ZM249 159H251V158H249ZM248 159V160H249ZM258 159V158H257ZM263 159V158H262ZM91 160V161H90ZM110 160H112V159H110ZM115 160H117V159H115ZM135 160V159H134ZM133 160V161H134ZM141 160V159H140ZM147 160H149V159H147ZM154 160H152L153 162H152V164L154 163ZM181 160V159H180ZM179 160V161H180ZM190 160V159H189ZM189 160H188V162H187V164L189 163ZM200 160V159H199ZM222 160V159H221ZM233 160V159H232ZM231 160V161H232ZM244 160V159H243ZM248 160H246V161H248ZM252 160H255V158L254 159H252ZM42 161V159H38L37 161H36V163L38 164V163H40ZM125 161V160H124ZM124 161H123V163H124ZM151 161V160H150ZM165 162H166V160H164ZM168 161H169V159H168ZM182 161V160H181ZM185 161V160H184ZM208 161H209V159H208ZM207 161V162H208ZM219 161H220V159H219ZM223 161V160H222ZM221 161V162H222ZM225 161V160H224ZM229 161V160H228ZM231 161H229V162H231ZM242 161V160H241ZM259 161H262L261 159L259 160ZM93 162V161H92ZM105 162H107V161H105ZM108 162H109V160H108ZM136 162V161H135ZM134 162V163H135ZM140 162V161H139ZM146 162V161H145ZM156 162V161H155ZM165 162H163L162 164H164ZM173 162V161H172ZM211 162V161H210ZM209 162V163H210ZM213 162V161H212ZM216 162H218V161H216ZM227 162V161H226ZM115 163V162H114ZM122 163V162H121ZM122 163V164H123ZM130 163V162H129ZM198 163H200V162H198ZM197 163V164H198ZM204 163H206V162H204ZM204 163H203V167L201 166V170H203V168H204ZM220 163V162H219ZM218 163V164H219ZM247 163V162H246ZM258 163H260V162H258ZM116 164V163H115ZM146 163H144V164H142V165H145ZM149 164V163H148ZM211 164V163H210ZM217 164V165H218ZM226 164H228V163H226ZM238 164V163H237ZM241 164V163H240ZM254 164V163H253ZM77 165V164H76ZM75 165V166H76ZM80 165V164H79ZM106 165V164H105ZM174 165H176V168H177V165H179L180 167H181V165L180 164H175V162H174ZM206 165V164H205ZM212 165V164H211ZM220 165H221V163H220ZM223 165H225V163L223 164ZM229 165V164H228ZM247 165H248V163H247ZM256 165V164H255ZM254 165V166H255ZM260 165V164H259ZM134 166H135V164H134ZM137 166V165H136ZM163 166H165V165H163ZM161 167L162 169L163 168H165V167ZM179 166H178V168H179ZM190 166H193V165H191L190 164ZM230 166H232L231 164H230ZM229 166V167H230ZM243 166V165H242ZM257 166H258V164H257ZM256 166V167H257ZM52 167V166H51ZM110 167V166H109ZM118 167H120V166H118ZM139 167V166H138ZM138 167H137V170H138ZM141 167V166H140ZM139 167V168H140ZM147 167V166H146ZM149 167V166H148ZM155 167V166H154ZM154 167H153V169H154ZM183 167V166H182ZM186 167H187V165H186ZM205 167H208L207 165L205 166ZM210 167V166H209ZM215 167V166H214ZM218 167H219V165H218ZM228 167V166H227ZM238 167V166H237ZM247 167V166H246ZM249 167V166H248ZM96 168V167H95ZM113 168V167H112ZM111 168V169H112ZM142 168V167H141ZM149 168H151V167H149ZM173 168V167H172ZM196 167H194V169H195ZM199 168V166L197 167V169ZM236 168V167H235ZM234 168V169H235ZM240 168V167H239ZM253 168V167H252ZM76 169V168H75ZM100 169V168H99ZM104 169H105V166H104ZM108 169V168H107ZM105 170V171H108V170ZM122 169V168H121ZM146 169V168H145ZM148 169V168H147ZM146 169V170H147ZM169 169V168H168ZM167 169V170H168ZM174 169V168H173ZM190 169V168H189ZM196 169V170H197ZM209 169V168H208ZM213 169V168H212ZM218 169V168H217ZM225 168H223V170H224ZM230 169V168H229ZM233 169V168H232ZM231 169V170H232ZM232 170V172H234L235 170ZM249 169H250V167H249ZM256 169V168H255ZM259 168L257 167V170H258ZM264 169V168H263ZM72 170H74V169H72ZM124 170V169H123ZM127 170V169H126ZM126 170H125V172H126ZM134 170V169H133ZM136 170V171H137ZM143 170V169H142ZM152 171V168L151 169H149L148 170V172L150 173L151 171ZM166 170V171H167ZM191 170H192V167H191ZM230 170V171H231ZM101 171H102V169H101ZM122 171V170H121ZM121 171H120V173H121ZM130 171V170H129ZM128 171V172H129ZM140 171V170H139ZM139 171H138V173H139ZM190 171V170H189ZM206 171H207V168H206ZM218 170H216L215 172H217ZM222 171V170H221ZM239 171H242V170H239ZM247 171V170H246ZM245 171V172H246ZM255 171V170H254ZM264 171V170H263ZM262 171V172H263ZM110 172V171H109ZM112 172V171H111ZM110 172V173H111ZM118 172V171H117ZM142 172V171H141ZM140 172V173H141ZM160 172H162V170L160 171ZM173 173H174V170L172 171ZM177 171L175 170V173H176ZM180 172H182V171H180ZM190 172H192V171H190ZM199 172V171H198ZM212 173L214 172V169H213V171H211ZM220 172V171H219ZM226 172H227V170H226ZM237 172V171H236ZM261 172V171H260ZM47 173V172H46ZM96 173H100V171H98V172H96ZM96 173L94 174L95 176H96ZM109 173V174H110ZM119 173V174H120ZM122 173H123V171H122ZM132 173V171L129 173V175ZM145 173H147V171H145ZM171 173V172H170ZM169 173V174H170ZM175 173H174V175H175ZM195 173H197V172H195ZM194 173V174H195ZM207 173V172H206ZM209 173V172H208ZM242 173H244V170L242 171ZM254 173V172H253ZM256 173H258V172H256L255 171V174ZM48 174V173H47ZM89 174V173H88ZM103 174V173H102ZM105 174V173H104ZM103 174V175H104ZM125 174V173H124ZM128 174V173H127ZM158 174H160V173H158ZM166 174V173H165ZM164 174V175H165ZM178 174H179V171H178ZM177 174V175H178ZM181 174V173H180ZM189 174V173H188ZM200 174V173H199ZM216 174H218V172L216 173ZM234 174H235V172H234ZM246 174H247V172H246ZM254 174V175H255ZM100 175V174H99ZM171 175V174H170ZM197 175V174H196ZM201 175H202V172H201ZM219 175V174H218ZM254 175H252V177L254 176ZM263 175V174H262ZM1 176V175H0ZM47 176V175H46ZM92 176V175H91ZM101 176V175H100ZM108 176V175H107ZM113 176V175H112ZM111 176V174H110V176L109 177H112ZM119 176V175H118ZM118 176H117V178H118ZM121 176H123V174L121 175ZM169 176V175H168ZM213 176V175H212ZM217 176V175H216ZM220 176V175H219ZM235 176H237V175H235ZM261 176V175H260ZM104 177V176H103ZM106 177V176H105ZM124 177V176H123ZM129 177V176H128ZM127 177V178H128ZM130 177H131V175H130ZM140 177V176H139ZM141 177H143V176H141ZM152 177V176H151ZM156 177V176H155ZM171 176H169V178H170ZM185 177V176H184ZM189 177V176H188ZM225 177V176H224ZM243 177V176H242ZM264 176H262V178H263ZM78 178H79V176H78ZM85 178V177H84ZM83 178V179H84ZM88 178V177H87ZM96 179H98L97 178V176L95 177ZM102 178V176L100 177V179ZM120 178V177H119ZM118 178V179H119ZM168 178V177H167ZM189 178H191V177H189ZM189 178H187L188 180H190ZM196 178H197V176H196ZM208 178V177H207ZM212 178V177H211ZM210 178V179H211ZM214 178V177H213ZM221 178H222V176H221ZM233 178H234V176H233ZM237 178H238V176H237ZM244 178H245V176H244ZM254 178H256V177H254ZM72 179V178H71ZM95 179V180H96ZM108 179H110V181H111V178H108ZM108 179H107V181H108ZM122 179V178H121ZM139 179V178H138ZM147 179H148V177H147ZM150 179V178H149ZM159 179V178H158ZM165 179V178H164ZM175 179H176V176L174 177V181H175ZM200 179V178H199ZM198 179V180H199ZM225 179H228V178H226L225 177ZM224 179V180H225ZM240 179L242 180V178H241V176H240ZM252 179V178H251ZM260 179V178H259ZM102 180V179H101ZM125 180V179H124ZM131 179H129V181H130ZM133 180H134V178H133ZM142 179L140 178V181H141ZM156 180H157V178H156ZM166 180H168V179H166ZM165 180V181H166ZM171 180H173V178H171ZM170 180V181H171ZM208 180V182H209V178L207 179ZM235 180H237V179H235ZM234 180V181H235ZM89 181V180H88ZM90 181H91V179H90ZM94 181V180H93ZM92 181V182H93ZM97 181V180H96ZM95 181V182H96ZM103 181V180H102ZM110 181H109V183H110ZM119 181V180H118ZM118 181H116V183L118 182ZM146 182H143V185H144V183H145V187H146V184L148 183L147 182V180H145ZM149 181V180H148ZM155 181V180H154ZM153 181V182H154ZM169 181V182H170ZM187 181V180H186ZM185 181V182H186ZM194 181H195V179H194ZM194 181H192V183L194 182ZM213 181V180H212ZM217 181H218V179H217ZM221 181H222V179H221ZM220 181V182H221ZM240 181V180H239ZM246 181V180H245ZM27 182H28V179H26L25 180V184L23 185V187L27 184ZM77 182V181H76ZM86 182H87V180H86ZM94 182V183H95ZM121 182V181H120ZM126 182V181H125ZM131 182V181H130ZM137 182V181H136ZM168 182V183H169ZM205 182H207V181H205ZM211 182V181H210ZM237 182V181H236ZM247 182V181H246ZM245 182V183H246ZM254 182H256V180L254 181ZM254 182H253V184H254ZM259 182V181H258ZM260 182H262V181H260ZM90 182H88V184H89ZM99 183V182H98ZM112 183V182H111ZM111 183H110V185H111ZM124 184V182H121V184ZM128 183V182H127ZM126 183V184H127ZM165 183H167V182H165ZM164 183V184H165ZM187 183V182H186ZM222 183H224V182H222ZM235 183V182H234ZM244 183V182H243ZM264 183V182H263ZM76 184V183H75ZM75 184L73 183V187L75 186ZM91 184H93V183H91ZM91 184L89 185V186H91ZM97 184V183H96ZM95 184V185H96ZM106 184V183H105ZM120 184V185H121ZM122 184V185H123ZM129 184V183H128ZM132 184V183H131ZM136 184V183H135ZM139 184H141L140 182H139ZM152 184V183H151ZM150 184V185H151ZM206 184V183H205ZM220 184V183H219ZM232 184V183H231ZM230 184V185H231ZM237 184H239V183H237ZM236 184V185H237ZM241 184V183H240ZM251 184V183H250ZM253 184H251V185H253ZM258 184V183H257ZM87 184H85V186H86ZM100 185V184H99ZM99 185H97V187L99 186ZM102 185H104V183H102ZM101 185V186H102ZM119 185V184H118ZM119 185V186H120ZM143 185L141 184V188H140V190L142 189L143 190ZM148 185V184H147ZM150 185H148V186H150ZM155 185V184H154ZM161 185V184H160ZM166 185H168V184H166ZM188 185V184H187ZM186 185V186H187ZM198 185H200V182H199V184ZM198 185H197V187H198ZM202 185V184H201ZM204 185V184H203ZM202 185V186H203ZM209 185V184H208ZM211 185V184H210ZM220 185H222V184H220ZM224 185H225V183H224ZM236 185H234V187L236 186ZM263 185V184H262ZM93 186H94V184H93ZM105 186H107V185H105ZM105 186H103V187H105ZM109 186V185H108ZM108 186H107V188H108ZM114 186H117V184L115 185H113V187ZM131 186V185H130ZM138 186V185H137ZM136 186V187H137ZM147 186V187H148ZM171 186H172V184H171ZM223 186V185H222ZM229 186V185H228ZM242 186H243V184H242ZM242 186H238V187H242ZM244 186H247V185H244ZM254 186V185H253ZM253 186L251 187V188H253ZM103 187H102V189H103ZM110 187V186H109ZM118 187V186H117ZM125 187V186H124ZM124 187H122L123 189H124ZM126 187H127V185H126ZM126 187H125V189H126ZM170 187V186H169ZM209 188H210V190H211V187H213V186H208ZM208 187H207V189H208ZM224 187V186H223ZM226 187V186H225ZM258 187V186H257ZM87 188H88V186H87ZM90 188H92V187H90ZM98 188H100V186L98 187ZM132 188H133V186H132ZM138 188V189H139ZM159 188H161V187H159ZM163 188V187H162ZM170 188H172V187H170ZM170 188H168L167 189V191H165L166 193L167 192H169L170 193V195H171V192L172 191H170ZM184 188H186V187H184ZM183 188V189H184ZM199 188H200V186H199ZM198 188V189H199ZM205 187H203V188H201V189H204ZM213 188H215V186L213 187ZM246 188V187H245ZM249 188V187H248ZM106 189V188H105ZM104 189V190H105ZM110 189H112V188H109V190ZM114 189V188H113ZM122 189V190H123ZM124 189V190H125ZM145 190L147 189V188H144ZM187 189V188H186ZM186 189H185V191H186ZM220 189H223L221 186H220ZM229 189V188H228ZM233 189V188H232ZM231 189V190H232ZM237 188L235 187V190H236ZM263 189V188H262ZM64 190H65V187L64 186H61L60 184H59V186H58V188L56 189V193H55V195H58V196H63L64 195ZM89 190V189H88ZM93 190V189H92ZM99 190V189H98ZM97 190V191H98ZM103 190V191H104ZM108 190V189H107ZM118 190H120V188L118 189ZM121 190V191H122ZM136 190V189H135ZM145 190L143 191V192H145ZM159 190H162V189H158L157 191H159ZM172 190V189H171ZM175 190V189H174ZM192 190H193V188H192ZM197 190V189H196ZM206 190V189H205ZM205 190H203V192L205 191ZM230 190V191H231ZM240 190H242L241 188H240ZM240 190H239V192H240ZM248 190V189H247ZM250 190V189H249ZM253 189H251V191H252ZM95 191V190H94ZM121 191H119V192H121ZM126 191V190H125ZM124 191V192H125ZM131 191V190H130ZM133 191V190H132ZM131 191V192H132ZM139 191V190H138ZM180 190H178L177 192H179ZM200 191V190H199ZM206 191H208V190H206ZM205 191V193H207ZM213 191H214V189H213ZM213 191L211 190L210 192H212L213 193ZM220 191V190H219ZM225 191H227L226 189H225ZM256 191V190H255ZM259 191V190H258ZM87 192V191H86ZM89 192V191H88ZM90 192H92L91 190H90ZM96 192V191H95ZM101 192V191H100ZM105 192V191H104ZM108 192V191H107ZM114 192H115V190H114ZM117 192V191H116ZM141 192V191H140ZM161 192V191H160ZM163 192V191H162ZM187 192V191H186ZM194 192H196L195 190H194ZM201 192V191H200ZM209 192V193H210ZM228 192V191H227ZM227 192H226V194H227ZM234 192V191H233ZM243 192V191H242ZM241 192V193H242ZM254 192V191H253ZM264 192V191H263ZM94 193V192H93ZM98 193V192H97ZM122 193V192H121ZM136 193H138V192H136ZM155 193H157V192H155ZM164 193V192H163ZM197 193V192H196ZM208 193V194H209ZM225 193V192H224ZM237 193H238V189H237ZM255 193V192H254ZM89 194V193H88ZM87 193H86V196L88 195ZM90 194H92V193H90ZM89 194V196H91ZM96 194V193H95ZM111 194V193H110ZM114 194V193H113ZM116 194V193H115ZM125 194V193H124ZM143 194V193H142ZM165 194V193H164ZM187 194V193H186ZM188 194H189V192H188ZM198 194V193H197ZM200 194V193H199ZM201 194H202V192H201ZM207 194V195H208ZM216 195H218L217 193H215ZM222 194V193H221ZM230 194H233L232 192L230 193ZM229 194V195H230ZM235 194H236V192H235ZM249 194H251L250 192H249ZM264 194V193H263ZM66 195V194H65ZM93 195V194H92ZM101 195H102V198L104 197L105 198V196H103V194H100V196L99 197H101ZM107 195V194H106ZM117 195V194H116ZM120 195H122V194H120ZM154 196H155V194H153ZM177 195H179L178 193H177ZM182 195V194H181ZM181 195H179V197H181ZM210 195V194H209ZM208 195V196H209ZM223 195V194H222ZM228 195V196H229ZM238 195H239V193H238ZM237 195V196H238ZM243 195V194H242ZM248 195V194H247ZM246 195V196H247ZM254 195V194H253ZM98 195H96V197H97ZM123 196V195H122ZM122 196H121V198H122ZM129 196H131L130 195V192H129ZM151 196V195H150ZM158 196H160L161 198H165V196H162V194L161 195H158ZM198 196V195H197ZM201 196V195H200ZM199 196V197H200ZM215 196V195H214ZM233 196V195H232ZM236 196V195H235ZM241 196V195H240ZM245 196V195H244ZM261 196V195H260ZM260 196H257L258 198L260 197ZM264 196V195H263ZM67 197V196H66ZM109 196H107L106 197V199L108 198ZM132 197V196H131ZM159 197V198H160ZM174 197V196H173ZM184 197V196H183ZM192 197H193V195H192ZM222 197H224V196H222ZM231 197V196H230ZM68 198V197H67ZM87 198V197H86ZM85 198V199H86ZM90 198V197H89ZM92 198V197H91ZM90 198V199H91ZM103 198V200H106V199H104ZM114 198V197H113ZM118 198V197H117ZM130 198V197H129ZM147 198V197H146ZM154 198V197H153ZM152 198V199H153ZM182 198V197H181ZM185 198H186V196H185ZM184 198V199H185ZM205 198H207V197H205ZM209 198V197H208ZM212 198V197H211ZM228 197H226V199H227ZM239 198V197H238ZM244 198H246V197H244ZM261 198V197H260ZM260 198H259V201H260ZM57 199V198H56ZM88 199V198H87ZM94 199V198H93ZM96 199H98V197L96 198ZM119 199V198H118ZM137 199V198H136ZM136 199H132V200H130L129 201V206L127 205V207H128V209H127V211L126 212H128V210H129V208H130V211L131 212H133L131 209H132V205H133V203L136 201ZM145 199V198H144ZM152 199H151V202H153L154 200H155V198H154V200L152 201ZM157 200H158V198H156ZM178 199H180V198H178ZM194 199V198H193ZM213 199V198H212ZM211 199V200H212ZM215 199H216V196H215ZM222 199V198H221ZM235 199H237V198H235ZM120 200V199H119ZM118 200V201H119ZM173 201L175 200V199H172ZM182 200V199H181ZM180 200V201H181ZM208 200V199H207ZM219 200V199H218ZM218 200H217V202H218ZM223 200V199H222ZM231 200H232V198H231ZM240 200V199H239ZM108 201V200H107ZM112 201H114V200H112ZM145 201V200H144ZM160 201V200H159ZM167 201V200H166ZM172 201V202H173ZM177 201V200H176ZM179 201V202H180ZM196 201H198V199L196 200ZM202 201H203V199H202ZM209 201V200H208ZM208 201H206V202H208ZM213 201H215L214 199H213ZM221 200H219V202H220ZM224 201V200H223ZM228 201V200H227ZM264 201V200H263ZM60 202V201H59ZM65 203H66V201H64ZM89 202V201H88ZM92 202H94V205L96 204L95 202H98V200L97 201H95V199H94V201H92ZM106 202V201H105ZM122 202V201H121ZM120 202V203H121ZM125 202V201H124ZM149 202H150V200H149ZM155 202V201H154ZM172 202H171V204H172ZM199 202H200V200H199ZM198 202V203H199ZM205 202V203H206ZM216 202V201H215ZM225 202V201H224ZM236 202V201H235ZM238 202V201H237ZM78 203V202H77ZM114 203H115V201H114ZM116 203H118V202H116ZM123 203V202H122ZM145 203V202H144ZM159 203H161V202H159ZM168 203V202H167ZM182 203V202H181ZM210 203H212V205L214 204L215 205V203H213V202H210ZM222 203V202H221ZM257 203V202H256ZM58 204V203H57ZM105 204V203H104ZM119 204V203H118ZM150 204V206H151V204L152 203H149ZM149 204H148V206H149ZM155 204H156V202H155ZM154 204V205H155ZM175 204V203H174ZM179 204V203H178ZM217 204V203H216ZM220 204V203H219ZM226 204V203H225ZM82 205H84V204H81V207H82ZM93 205V207H94V209H95V206ZM97 205V204H96ZM117 205V204H116ZM141 205H142V203H141ZM140 205V206H141ZM158 204H156V206H157ZM202 205V204H201ZM201 205H200V207H201ZM206 205V204H205ZM218 205V204H217ZM230 205H232V204H230ZM264 205V204H263ZM262 205V207H264ZM2 206V204H0V207ZM55 206V205H54ZM54 206L53 205H51V204H47V207H49L50 209H49V211L47 212V213H51V212H53V210L54 209H56V208H54ZM103 206V205H102ZM113 206H115V205H113ZM124 206V205H123ZM146 206V205H145ZM144 206V207H145ZM147 206V207H148ZM149 206V207H150ZM158 206H160V205H158ZM157 206V207H158ZM163 206V205H162ZM172 206H173V204H172ZM207 206H208V204H207ZM206 206V207H207ZM216 206V205H215ZM257 206V205H256ZM77 207V206H76ZM91 207V206H90ZM100 207V206H99ZM121 207V206H120ZM139 207V206H138ZM171 207V206H170ZM176 207V206H175ZM183 207V206H182ZM198 207V206H197ZM197 207L195 208V209H197ZM210 207V206H209ZM225 207H227V206H225ZM258 207V206H257ZM256 207V208H257ZM261 207V208H262ZM63 208H65L64 206H63ZM113 208V207H112ZM179 208H180V206H179ZM178 208V209H179ZM210 208H213V206H211ZM217 208H218V206H217ZM220 208H221V205H220ZM220 208H219V210H220ZM224 208V207H223ZM223 208H221V210H223ZM229 208V207H228ZM227 208V209H228ZM232 208V207H231ZM44 209H46V207L44 208ZM91 209V208H90ZM94 209H91L92 211L94 210ZM126 209V208H125ZM149 209V208H148ZM151 209H152V207H151ZM154 209V208H153ZM156 209V208H155ZM158 209V208H157ZM169 209V208H168ZM194 209V210H195ZM225 209V208H224ZM90 210V211H91ZM101 210V209H100ZM99 210V211H100ZM109 210V209H108ZM118 210V209H117ZM175 210V209H174ZM183 210V209H182ZM203 210V209H202ZM208 210V209H207ZM261 210V209H260ZM75 211V210H74ZM84 211V210H83ZM96 211H98V210H96ZM110 211V210H109ZM120 210H118V212H119ZM150 211V210H149ZM148 211V212H149ZM153 211H155V210H153ZM169 211L170 212H168V213H164V214H166V215H161V216H158V217H156V219H153L152 221H150V220H148V221H145L144 222V220H146L145 218H144V220L143 219H138L137 221H139V223L141 222V220L144 222V224L143 225H145L144 226V228L146 227H149V228H151V231H150V233L149 232H147L146 231V229H143V231L145 230L147 233H149V234H147V236H149L148 237V239L146 240V241H141L140 242V244H138V247H137V249H134V248H130L129 250H127V251H123L116 259H112L109 255L106 257V259H105V262H102V264H249L248 262H250L251 263V260L253 261V258H255V260H256V257H257V253H256V257H253V255L254 254H252L251 252H247V253H243V252H241L240 251V248H242V246L239 248V242H240V239L238 240L239 242H237L236 241V239H234V236L231 234V236H230V234L229 235H226V234H223L222 232L223 231H228L230 228H235L236 229V227H233L232 225H234V224H232L231 223V220H230V223H228V222H225V220H224V218H226V217H224V216H229L228 215V213H223L222 215H220L218 212V214L216 213V214H211V215H209L208 216V214H207V216H205L206 218H195L194 217V219H191L190 217H188L187 215H182L181 216V218L180 219H175L176 217L175 216H177V215H179V214H175L174 212H171V210L169 209ZM173 211V210H172ZM195 211H197V210H195ZM209 211V210H208ZM215 210L213 209V212H214ZM231 211H233L232 209H231ZM231 211H230V213H231ZM30 212H31V210L28 212V213H26V214H24L23 216H22V218H18V219H16V220H14L10 225H9V229H8V231L9 230H14V229H16L17 227H18V225L19 224H22V223H24V222H26L28 219H29V217H30ZM40 212H41V210H40ZM89 212V211H88ZM95 212V211H94ZM93 212V213H94ZM104 212H107L106 210L104 211ZM126 212H125V214H124V217L122 216V213L121 214H119V215H121V218L123 219H125V215H126ZM130 212V213H131ZM178 212V211H177ZM206 212V211H205ZM211 212V211H210ZM210 212H209V214H210ZM223 212V211H222ZM228 212H229V210H228ZM32 213V212H31ZM93 213H88L89 215L90 214H93ZM200 213H201V210H200ZM204 213V212H203ZM202 213V214H203ZM74 214V213H73ZM104 214H106V213H104ZM115 215H116V212L114 213ZM148 214H150V212L149 213H147L146 214V216L148 217V219L151 217V214H150V217L148 216ZM189 214V213H188ZM193 214V213H192ZM201 214V215H202ZM89 215H87V216H89ZM101 215V214H100ZM102 215H103V213H102ZM83 216V215H82ZM87 216H85V217H87ZM99 216V215H98ZM110 216V215H109ZM113 216L114 215H112V218H113ZM129 216H131L130 214H129ZM198 216V215H197ZM91 217H92V215H91ZM103 216H101V217H99V218H102ZM117 217V216H116ZM115 217V218H116ZM120 217V216H119ZM119 217H118V221H119V223H120V225L122 224V227L123 228H125L126 227V224H127V222L126 223H124L123 221H121V219H119ZM175 217V218H174ZM207 217H208V219H207ZM230 217V216H229ZM81 218H83V217H81ZM98 218V217H97ZM114 218V219H115ZM137 218V217H136ZM179 218V217H178ZM193 218V217H192ZM85 219V218H84ZM87 219V218H86ZM85 219V220H86ZM90 219V218H89ZM88 219V220H89ZM129 219V218H128ZM173 219H175L176 221H178V222H176V225H171L170 223L172 222V220ZM232 219V218H231ZM82 220V219H81ZM80 220V221H81ZM85 220L83 221V222H85ZM91 220V219H90ZM93 220V219H92ZM97 220H100V219H97ZM97 220H96V222H97ZM72 221V220H71ZM70 221V222H71ZM73 221H75L74 219H73ZM87 221V220H86ZM110 221V220H109ZM117 221V220H116ZM116 221H114V222H116ZM234 221V220H233ZM82 221H81V223H83ZM90 222H92V221H90ZM95 221L93 220V223H94ZM99 222V221H98ZM106 223H107V221H106ZM117 223V222H116ZM114 224L113 226H111L110 228H109V230L107 231V236H106V239L103 241V242H105L106 244H112L110 247H112V252L113 251H115V250H118V246L121 244H123L124 243V241H123V243H121V240L123 239H119V238H117V239H115V241L114 242H112L111 240H112V238L114 239V234H115V229H117L118 227H119V224ZM132 223V222H131ZM138 223V222H137ZM137 223H135V225H137V226H139ZM234 223V222H233ZM76 224H77V222H76ZM96 224V223H95ZM174 224V223H173ZM71 225H72V223H71ZM81 225H83V224H81ZM81 225H79V227H81ZM90 225V224H89ZM134 225V226H135ZM142 225V224H141ZM140 225V226H141ZM179 225H182L183 226V229H184V233H185V235L187 236L186 238L188 239V240H184L182 243H180V244H178L177 245V242H173V240L171 239V237H172V234H173V232H174V227H176V226H179ZM64 226V225H63ZM73 226V225H72ZM75 226V225H74ZM92 226V225H91ZM103 226V225H102ZM109 226V225H108ZM236 226V225H235ZM71 227V226H70ZM85 226H83V228H84ZM94 227V226H93ZM98 227V226H97ZM104 227V226H103ZM102 227V228H103ZM127 227H128V225H127ZM133 227V226H132ZM82 228V227H81ZM92 228V227H91ZM105 228V227H104ZM120 228H121V226H120ZM119 228V229H120ZM138 228V227H137ZM143 228V227H142ZM142 228H141V230H142ZM72 229V228H71ZM79 229V228H78ZM93 229V228H92ZM91 229V230H92ZM127 229V228H126ZM132 229V228H131ZM130 229V230H131ZM148 229V228H147ZM234 229V230H235ZM80 230V229H79ZM82 230V229H81ZM87 230V229H86ZM94 231H93V233H96L95 232V228L93 229ZM118 230V229H117ZM128 230V229H127ZM141 230H139V231H141ZM8 231H6L5 229H3L2 227H0V264H30V260L26 257V254L24 253V256H20L18 253L19 252H16L17 250H21L22 251V248H21V245L19 244V242L17 243V242H15V241H13L12 240V238H13V235L15 236V233H10V235H5V236H3L5 233H7ZM75 231V230H74ZM73 231V233H75ZM85 231V230H84ZM89 231V230H88ZM138 231V232H139ZM77 232V231H76ZM90 232V231H89ZM88 232V233H89ZM145 232V233H146ZM176 232V231H175ZM81 233H82V231H81ZM87 233V234H88ZM90 233H92V231L90 232ZM101 233V232H100ZM117 234H118V232H116ZM135 233V232H134ZM137 233V232H136ZM135 233V234H136ZM182 233V232H181ZM234 233V232H233ZM25 234V233H24ZM23 234V235H24ZM87 234H85V236L87 235ZM139 234H141V232H139ZM138 234V235H139ZM228 234V233H227ZM22 235V236H23ZM26 235H28V234H26ZM66 235V234H65ZM68 235V234H67ZM92 235V234H91ZM94 235V234H93ZM126 235V234H125ZM72 236V235H71ZM70 236V237H71ZM75 236V235H74ZM79 236V235H78ZM82 236H83V234H82ZM89 236H90V234H89ZM128 236V235H127ZM145 236V235H144ZM65 237V236H64ZM81 237V236H80ZM115 237H116V234H115ZM120 237H121V235H120ZM138 237V236H137ZM137 237H136V239H137ZM87 238H88V235L86 236V237H84V238H81V239H77L78 240V242L82 245L83 243H85V242H87L86 240H87ZM92 238V237H91ZM183 238V237H182ZM76 239V238H75ZM135 239V240H136ZM185 239V238H184ZM66 240V239H65ZM90 240V239H89ZM93 240H94V237H93ZM125 240V239H124ZM178 240V239H177ZM248 240V239H247ZM32 241H35V243L37 244V246L39 247L35 252H34V256H35V258H34V260H33V263L32 264H46V257L48 258V264H68V262H69V258H70V256H72V255H70L73 251H75V253L76 252H78L79 253V248H78V245H77V248L78 249H72V248H70L71 247V245H70V241L68 242V245H70V247L69 246H63V248H62V250H60V252H59V254L58 253H55V252H52V251H50V250H46V243H42V242H40L39 240H36V239H33ZM74 241V240H73ZM134 241V240H133ZM244 241H245V239H244ZM66 242V241H65ZM78 242H76L77 244H78ZM90 241H88V243H89ZM93 242V241H92ZM242 242H243V240H242ZM249 242V241H248ZM246 243H247V241H246ZM86 244V243H85ZM84 244V245H85ZM104 244V243H103ZM102 244V245H103ZM248 244V243H247ZM45 246L43 249H40V246ZM89 245V244H88ZM92 245V244H91ZM240 245H241V243H240ZM245 245V244H244ZM73 246H74V244H73ZM157 246H160L159 247V251H156L155 250V248L157 247ZM83 247H85V246H82V249H83ZM92 248L91 249H93L94 247H95V245H94V247L93 246H91ZM105 247V246H104ZM107 247V246H106ZM245 247H246V245H245ZM253 247V246H252ZM61 248V247H60ZM97 248H99V247H97ZM248 248H249V246H248ZM85 249V248H84ZM95 249V248H94ZM109 249L110 248H108V251H109ZM77 250V251H76ZM86 250H87V245H86ZM97 250V249H96ZM107 250V249H106ZM93 251V250H92ZM105 251V250H104ZM170 251H172L173 253L170 255V256H168V253L167 252H170ZM246 251V250H245ZM38 252H39V254H38ZM80 252H82V250H80ZM255 252H257V251H255ZM89 253V252H88ZM109 253V252H108ZM107 253V254H108ZM163 253H165V257L164 258H162L161 257V254H163ZM79 254H81V253H79ZM90 254H91V251H90ZM93 254V253H92ZM244 254V255H243ZM42 255V257L40 258V256ZM89 255V254H88ZM94 256H95V254H93ZM103 255V254H102ZM94 256H93V258H94ZM261 257L262 258V264H264V253H259V255H258V257ZM74 257H76V256H74ZM84 257V256H83ZM96 257V256H95ZM253 257V258H252ZM257 257V258H258ZM78 258H79V255H78ZM101 258V257H100ZM76 259V258H75ZM86 259V258H85ZM96 259V258H95ZM38 260H39V262H38ZM73 260V259H72ZM71 260V261H72ZM95 261V260H94ZM67 262V263H66ZM74 262V261H73ZM85 262V261H84ZM70 263V262H69ZM93 263V262H92ZM254 263V262H253ZM79 264H80V261H79ZM83 264H88V263H83ZM256 264V263H255Z\"/></svg>","mask_w":264,"mask_h":264}]
</instances>
